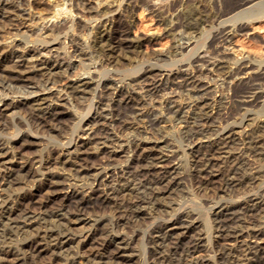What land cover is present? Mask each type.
Instances as JSON below:
<instances>
[{"label": "bare ground", "instance_id": "6f19581e", "mask_svg": "<svg viewBox=\"0 0 264 264\" xmlns=\"http://www.w3.org/2000/svg\"><path fill=\"white\" fill-rule=\"evenodd\" d=\"M7 2V0H5ZM28 1V0H27ZM35 4V8L34 6V11L36 9V17H34V21L37 20H41L42 16L39 12H42L43 9V3L40 0H32ZM76 1V0H73ZM86 1V0H85ZM80 2L78 3V5L80 6L81 10L85 12L86 14V19H87V26L85 25L82 29V31H84V35H85V42H86V46L88 49V52L83 53L86 56H89L90 60L92 61V66H93V72L91 71V69H87V68H82V74H71L73 71V67H72V62L69 61L70 57L67 58V56H63L61 54V52L59 51V47L57 45H53V46H49L47 48H45V50L40 49L38 47H36L35 45H33V48L30 47V50H24L25 48H23L24 42L20 41L16 47L17 50L22 49L21 53H17V52H9V53H3L0 54V73L3 72L2 68L3 66H5V64L9 63V62H14L15 63V67H19L20 70V65L24 62H28L29 59H32L33 61H35V65L33 64V67H37L40 66L42 67V74L44 76H50L49 79H51L52 82L55 83L54 91L50 92L48 94H41L39 95V92H35V93H31V94H19L14 92L10 87V85H8V83L3 82V79L0 76V140L4 139L5 137H12L14 135H16V133H19L21 131L20 128H22L23 126L26 128H28L29 126L31 127V130L33 133L36 134H46V136H48L49 134L51 136L54 135V133H59L62 130L61 127V123L62 120L65 117V112L64 109L62 111V107H69L70 109H72L74 111V113L72 114V120L78 118L76 116H81L78 113V108L79 107V103H82L81 100H83L84 98H86L87 96H89L95 89H97V87L100 84V77L103 73L106 72V70H110L111 68L114 67H118L117 65L119 63H121L123 60V58L127 59H131L132 57H139V56H145L144 51H142L141 49H143L142 47L144 46V44H155V39L152 40H147L144 39L141 36H131V31L133 26V15H135V11L136 9L140 6V5H148L151 0H95V2ZM160 1V0H159ZM4 2V1H3ZM9 2V0H8ZM22 2V0H21ZM25 2V1H24ZM59 2V1H58ZM71 2V1H69ZM77 2V1H76ZM79 2V1H78ZM154 2L156 3V0H154ZM162 2V1H160ZM5 3V2H4ZM3 3V4H4ZM20 3V1H19ZM18 3V4H19ZM57 3V2H56ZM61 3V1H60ZM68 1L67 0H63L62 5L57 4L56 7L52 10V12L48 13V11H46L47 14V18L49 17L50 20H54L55 21H60L61 18H63V20H66V18H73V11L71 10V8H69L70 6L67 5ZM74 4V2H72ZM153 4V2H151ZM158 3V1H157ZM151 5V4H150ZM154 5V4H153ZM161 5V12L162 10L165 12L164 15V23L166 22L167 24L165 26L168 27L167 31L169 32V35L173 36L174 38H176L177 40V46L176 43L174 45V47L176 46L175 50H174V56L177 55H181L183 56V54H186L185 52L190 50V47L194 44L195 42V30L194 32L192 31L193 29H195L196 27H203V26H209L210 28L216 25H221L224 23H231L232 24V28H230L231 30H227V31H221L220 34H218L217 36L215 35V37L213 38V40L211 39V43H210V50L208 49L207 51L210 52V58H200L198 59L197 62L200 63L198 69L196 68V72H191L189 73V71L184 70L181 71L179 73H177L176 75H174L172 77V79L169 81V77L164 75L163 73H161L160 71L157 70V72L155 73H151L148 72V74L145 75L144 72V76L145 77V84L143 86L142 89V94L141 95H137L135 92H130L125 88H123L122 86H116L114 85L112 82H108L106 83V85L104 86L105 92L104 96H100L97 97L99 99V101L95 104V114L94 116L89 119V121L87 123H85L82 127H80L78 129V135H85L87 137V141H82V142H75L73 145H70V147L68 149H66L65 154H60L57 158H54V160H49L50 162L48 164H50V166L53 165H61L62 170H66L68 171L66 168H69L70 172H72L71 174H73V176L75 175L78 179L81 180H85L88 182V186H89V199H86L84 195H81V193L84 191L82 190L81 193H79L75 188L72 189L70 187H67V189H61L60 188V192H56L53 191L54 194L48 198V202H42L40 203V209L44 210L48 215L52 216L53 218H55V222H57L58 220H64L63 216L65 214H61L60 211L63 212L62 210H56L57 211V215H55V211L54 209H52L53 211H51L50 208L54 207H50L48 206V204L50 202H53L56 200V198L60 197V195L62 194V200L64 199L63 196L65 197V199L70 203L74 202L76 204V211H77V215L74 216L75 220L73 221H66L67 224L70 226V228L68 229H72V224L75 225L77 222H79V218H83L80 217L79 214L83 213L84 210L88 209L89 206L91 208H95V207H105L108 204L110 205L112 202L110 201H114L118 206H116L115 208H121V205H119V203L117 202L118 197L122 196L121 199H125L123 197L127 196H132L133 193H135L136 191L139 192V190H143L144 194L146 193L145 199L141 200L138 202L137 205L141 206L145 204H154L156 202L160 203V200L166 196L167 194H170L172 191H174V189H176V187L178 186V170L179 169V164L174 163L173 161L170 160L171 157H166L165 154L168 153L166 152L164 155L158 150L157 148V143L152 142L154 145H152L150 143V138H145V140L143 142L137 143V142H132V141H128L126 143L125 146L120 148V151H115V150H107L106 149H98L99 145H102L103 143H107L108 141H110L113 136H112V131L113 129H116V132L123 134V133H131L135 131V125L138 121L136 120H146V131H150L152 133H157L160 131L159 129V125L162 124V122L165 121H172V120H179L181 122V120H189L190 118L192 119V116L190 117L191 112H194L192 115L196 114L197 117L196 121H200V122H204L207 124H213V123H218L221 125H224L223 128L217 129V131L215 130V132H208L210 133L209 136H204L203 139H207V142H199L200 145L202 146L207 144L206 146V150H204L205 152L203 153V151L200 152L199 155H195L193 156V160L191 161V166H193L196 172V177L199 178L197 180H200L201 183L199 184H204V185H211L213 183H217L219 185L217 190V194H221V195H226L227 193H229V189L232 188L234 186V188L237 186V182L236 180L239 178H237L235 180V176L236 173L239 169H241L242 166H244V157L241 154H234L231 153L230 147H232V145L241 142V144L245 147V150L252 155L253 157L261 158L264 157V128L261 126H259L257 129H251L250 131L244 130V128L247 126L246 124L249 122L254 121L255 119H248L246 117V113L247 111H249L250 107H256L257 104L260 102V99L264 96L263 95V90L260 91L258 90V86L255 85V83L253 82L254 79H259V80H264V61L261 60V62H258L254 60V62H250L248 56L242 57L241 59H234L230 57L229 52H227V49H229V47L234 44V42L232 43L231 37L234 36V34L236 35V33L238 32H242V31H248L250 30L249 27L254 26V23L258 22H262L264 21V0H165L163 1ZM32 6V5H31ZM149 6V5H148ZM156 6V5H155ZM163 6V7H162ZM32 7V8H33ZM74 7V6H73ZM72 7V9H73ZM146 8V7H144ZM153 7L151 6V9ZM160 8V7H159ZM47 9V8H46ZM148 9V8H147ZM51 10V9H50ZM149 10V9H148ZM156 10V9H155ZM151 11V10H150ZM158 10H156L157 12ZM160 11V9H159ZM154 11H152L153 13ZM35 13V12H34ZM33 13V16H34ZM155 14V13H154ZM167 14V16L165 17V15ZM160 16L161 13L157 14ZM32 16V19H33ZM44 16V14H43ZM3 18V16H2ZM6 18V16H5ZM9 18V17H8ZM46 18V15H45ZM159 18V16H158ZM31 19V20H32ZM4 20V19H3ZM8 19H5L4 21H6ZM13 21V20H12ZM163 22V21H162ZM12 23V22H10ZM9 23V24H10ZM32 23V22H31ZM13 24V23H12ZM54 23L46 26L45 28L39 27L38 29L40 31L45 30V35L47 36H54L56 37L58 35L59 31V26L57 24L53 25ZM62 24V23H61ZM64 24V23H63ZM66 24V23H65ZM77 24V22H76ZM80 24V23H79ZM8 25V24H7ZM44 25V24H43ZM47 25V24H46ZM68 25V24H66ZM83 25V24H82ZM256 25V24H255ZM11 26V24L9 25ZM14 26V24H13ZM231 26V25H230ZM44 27V26H43ZM80 27V25L78 26ZM222 27V26H221ZM221 27H219V29H221ZM63 28V26H62ZM77 28V27H76ZM81 28V27H80ZM180 28H183V30H187L190 31L188 33H186L185 31H180V32H176L175 31L177 29L180 30ZM217 28V27H215ZM252 28V27H251ZM68 29V28H67ZM199 30V28H197ZM206 29V28H205ZM228 29V28H227ZM17 30V29H16ZM223 30V29H222ZM35 31V30H34ZM178 31V30H177ZM220 31V30H219ZM17 32V31H16ZM20 32V31H19ZM18 32V33H19ZM39 32V31H38ZM167 32V34H168ZM198 32V31H197ZM62 33V32H61ZM83 33V32H82ZM214 33V32H213ZM16 34V33H15ZM194 34V35H193ZM200 34V33H198ZM215 34V33H214ZM61 35V34H60ZM197 36V35H196ZM20 37V36H19ZM29 37V36H28ZM42 37V36H41ZM200 37V35H199ZM212 37V36H211ZM235 37V36H234ZM233 37V38H234ZM31 38V37H29ZM28 38V39H29ZM71 38V37H70ZM154 38V37H153ZM179 38V39H178ZM198 38V37H197ZM21 39V38H19ZM18 39V40H19ZM46 39V38H45ZM51 39V38H50ZM72 39V38H71ZM23 40V39H22ZM26 39H24L25 41ZM67 40H69L67 38ZM27 41V40H26ZM43 41V40H42ZM49 41V40H48ZM174 41V40H172ZM182 41V42H181ZM210 41V40H209ZM63 42V41H62ZM65 42V41H64ZM63 42V43H64ZM72 42V41H71ZM181 42V43H179ZM220 42L223 44L222 47H224L222 49V47H217L218 44L216 46H214L215 43ZM30 42H27V44ZM35 43V42H34ZM46 43L47 40H46ZM67 43V42H66ZM77 43V42H76ZM81 43V42H80ZM174 43V42H173ZM232 43V44H231ZM16 44V43H15ZM37 44V43H36ZM45 44V43H44ZM153 44V45H154ZM207 44V43H206ZM81 45V44H80ZM84 45V44H83ZM207 46V45H206ZM232 47V46H231ZM230 47V48H231ZM11 48V47H10ZM15 48V47H14ZM78 48V47H77ZM198 48V47H197ZM207 48V47H206ZM6 50V49H5ZM14 50V49H13ZM76 50V49H75ZM74 50V51H75ZM205 50V49H204ZM232 50V48H231ZM12 51V50H11ZM83 51V50H82ZM81 51V52H82ZM206 51V50H205ZM8 52V51H7ZM53 52V53H52ZM80 52V53H81ZM197 52V51H196ZM51 53L53 55H51ZM65 53V51H64ZM78 53V54H77ZM77 53H73L74 57L76 58V55L79 56V49L77 50ZM208 53V52H207ZM68 54V53H67ZM147 54V53H145ZM172 54V52H171ZM235 54V53H234ZM242 54V53H240ZM48 55H51L50 58H47ZM157 55V54H156ZM249 55V54H248ZM71 56V55H70ZM84 56V55H83ZM150 56V55H149ZM155 56V55H154ZM167 56V55H166ZM173 56V54L171 55ZM197 56V55H196ZM202 56V55H201ZM205 56V55H204ZM203 56V57H204ZM207 56V54H206ZM234 56V55H233ZM250 56V55H249ZM72 57V58H74ZM146 57V56H145ZM152 57V56H150ZM157 56H155L154 58H156ZM160 57H165L160 55ZM253 57V56H252ZM251 57V58H252ZM79 58V57H78ZM158 58V57H157ZM156 58V59H157ZM173 58V57H172ZM198 58V57H197ZM256 58V57H255ZM259 58V57H258ZM85 59V58H84ZM144 59V58H143ZM146 59V58H145ZM151 59V58H150ZM149 59V60H150ZM163 59V58H162ZM181 59V58H180ZM196 59V58H195ZM262 59V58H261ZM122 60V61H121ZM135 60V58L133 59ZM141 61V59H139ZM147 60V59H146ZM172 60V59H171ZM174 60V59H173ZM121 61V62H120ZM132 61V60H130ZM144 61V60H143ZM148 61V60H147ZM154 61V60H153ZM152 61V62H153ZM162 61V60H160ZM165 61V60H164ZM196 61V60H195ZM90 62V61H89ZM125 62V61H124ZM151 62V61H150ZM156 62V61H155ZM159 62V61H158ZM157 62V63H158ZM196 62V63H197ZM130 63V62H129ZM162 63V62H160ZM166 63V62H165ZM187 63V62H186ZM124 64V63H123ZM134 64V63H133ZM163 64V63H162ZM192 64H194L192 62ZM190 64V65H192ZM9 65V64H8ZM24 65V64H23ZM152 66L154 65L153 63L151 64ZM158 65V64H157ZM169 63H168V67H169ZM195 65V64H194ZM74 66V64H73ZM121 66V65H120ZM124 66V65H123ZM127 66V65H125ZM149 66V65H148ZM147 66V67H148ZM159 66V65H158ZM163 66V65H162ZM166 66V65H165ZM185 66V65H184ZM193 66V65H192ZM2 67V68H1ZM10 67V65H9ZM12 67V66H11ZM22 67V66H21ZM31 67V66H30ZM156 67V66H155ZM154 67V69H155ZM180 67V66H179ZM188 67V66H187ZM191 67V66H189ZM194 67V66H193ZM6 68H8L6 66ZM4 68V69H6ZM23 68V67H22ZM77 68V67H76ZM122 68V66H121ZM124 68V67H123ZM151 68V67H150ZM192 68V67H191ZM25 69V68H24ZM23 69V71H25ZM118 69V68H117ZM120 69V68H119ZM145 69V67H144ZM153 69V67H152ZM185 69V68H184ZM193 69V68H192ZM12 70L14 71L13 67ZM30 70V69H29ZM123 70V69H122ZM146 70V69H145ZM179 70V69H178ZM7 71V70H6ZM5 71V72H6ZM22 74H19V77L17 78V80H24V82L28 81L31 78V71H26ZM53 71H55L53 73ZM118 71V70H117ZM151 71V70H150ZM154 71V70H153ZM194 71V70H193ZM77 72V70H76ZM14 73V72H13ZM21 73V72H19ZM167 73V72H166ZM9 74V73H8ZM37 74V73H36ZM35 74V75H36ZM57 74V75H56ZM59 74V75H58ZM1 75V74H0ZM11 75V74H10ZM16 75V74H15ZM41 75V74H40ZM38 75V76H40ZM63 75L64 80H61L60 76ZM171 75V74H170ZM202 75L208 76V75H213L214 77L216 76L218 79H220L219 81L221 82V88L226 90V92H229V103L226 101V99H224L223 97L218 98H210L209 97V90L211 89V85L208 83L203 82L200 77ZM3 76V75H2ZM14 76V74H13ZM11 76V77H13ZM115 76V75H113ZM42 77V76H41ZM111 77V76H110ZM109 77V79H110ZM211 77V76H210ZM6 78V76H5ZM4 78V79H5ZM10 78V76H9ZM8 78V79H9ZM38 78V77H37ZM108 78V77H107ZM130 78V77H129ZM206 78V77H205ZM209 78V77H208ZM35 79V78H34ZM46 79V78H45ZM106 79V78H105ZM212 79V78H211ZM7 80V78H6ZM12 80V79H11ZM9 79V81H11ZM15 80V79H14ZM26 80V81H25ZM115 80V79H114ZM118 80V78H117ZM137 80V79H136ZM210 80V78H209ZM208 80V81H209ZM215 80V79H214ZM258 80V81H259ZM31 81V80H30ZM33 81V80H32ZM31 81V82H32ZM211 81V80H210ZM209 81V82H210ZM257 81V82H258ZM17 82V81H16ZM125 82V80H124ZM133 82V81H132ZM262 81H260V82ZM58 83V85H57ZM116 83V82H115ZM120 82H118L119 84ZM135 83V82H134ZM132 83V84H134ZM138 83V80H137ZM142 83V82H141ZM103 84V82L101 83ZM136 84V83H135ZM134 84V85H135ZM128 87V86H127ZM133 87V86H131ZM169 87H171L172 92L171 94L173 95V92L175 89L179 90H186L188 92V94L191 96L190 98H196L195 100V104L194 105H190L187 104L186 107H183L182 105H178L175 100H173V96L171 97V99L167 100V101H159L157 100L156 104L157 107L159 106V108L161 109V112L159 114H154V112H146L143 113V107L144 105H147L146 100H145V96L147 95H152V94H156L160 91H163L164 89H168ZM220 87V86H219ZM47 88V87H46ZM52 88V87H51ZM103 88V85H102ZM261 88H264L261 86ZM14 89V88H13ZM43 89V88H42ZM48 89V88H47ZM45 89V90H47ZM99 90V89H98ZM133 90V88H132ZM135 90V89H134ZM219 90V89H218ZM223 90V91H224ZM102 91V90H101ZM137 91V90H136ZM140 91V89L138 90ZM137 91V92H138ZM43 92V91H42ZM169 92V93H170ZM176 92V91H175ZM185 92V91H183ZM22 93V92H20ZM100 93V92H99ZM162 93V92H160ZM166 93V91H165ZM164 93V94H165ZM168 93V94H169ZM178 93V92H176ZM179 93H181L179 91ZM186 93V92H185ZM209 93V94H208ZM221 93V92H220ZM38 94V95H36ZM182 94V93H181ZM222 94V93H221ZM220 94V95H221ZM35 95V96H34ZM95 95V94H94ZM102 95V93H101ZM143 95V96H142ZM150 95V98H151ZM161 96L163 94H160ZM185 95V94H184ZM208 95V96H207ZM212 95V92L211 94ZM223 95V94H222ZM225 95V92H224ZM11 96V97H9ZM158 96V95H157ZM183 96V94H182ZM95 97V96H94ZM107 98L106 103H104L105 99L103 98ZM186 98V97H185ZM87 99V98H86ZM96 99V98H95ZM149 99V98H148ZM147 99V100H148ZM153 99V98H152ZM176 99V98H175ZM184 99V98H183ZM186 100V99H185ZM183 100V101H185ZM93 101V100H92ZM96 101V100H95ZM156 101V100H154ZM153 101V104H154ZM178 101V99H177ZM263 101V100H262ZM261 101V102H262ZM264 102V101H263ZM260 104V103H259ZM86 105V104H85ZM93 106V105H92ZM149 106V102L148 105ZM146 106V107H147ZM91 107V106H90ZM155 107V106H154ZM217 107V108H216ZM84 108V107H83ZM217 109L216 112H214V109ZM82 109V108H81ZM152 109V108H151ZM225 110L222 113V110ZM80 110V107H79ZM199 113H198V111ZM156 111V110H155ZM197 113H196V112ZM89 113V112H88ZM70 114V113H69ZM71 115V114H70ZM108 116L111 117V121L109 122H104L108 120ZM195 117V116H193ZM237 117H240V119H238ZM255 117V116H254ZM68 118V117H67ZM71 119V118H70ZM70 119L68 121H70ZM193 120V121H194ZM81 121V120H80ZM136 121V123L134 122ZM191 121V120H190ZM72 122V121H71ZM84 122V121H83ZM230 122H233L234 124H237L236 126H232L233 124L230 125ZM142 123V122H141ZM140 123V124H141ZM144 123V122H143ZM177 123V122H176ZM184 123V122H182ZM192 123V122H191ZM203 123V124H204ZM255 123V122H254ZM258 123V122H257ZM260 123V121H259ZM66 124V123H64ZM73 124V123H72ZM76 124V123H75ZM82 124V123H81ZM172 124V123H171ZM170 124V125H171ZM252 124V123H251ZM68 125V124H66ZM80 125V124H79ZM139 125V124H138ZM163 125V124H162ZM187 125V124H186ZM196 125V124H195ZM246 125V126H245ZM255 125V124H254ZM69 126V125H68ZM142 126V124H141ZM140 126V127H141ZM174 126V124H173ZM191 126V125H190ZM194 126V125H193ZM210 126V125H209ZM215 126V125H214ZM66 127V126H65ZM72 127V126H71ZM163 127V126H162ZM257 127V125H256ZM78 128V126H77ZM144 128V127H143ZM188 128V126H187ZM196 128V127H195ZM202 128V127H201ZM217 128V127H214ZM248 128V127H247ZM251 128V127H250ZM68 129V127H67ZM66 129V130H67ZM142 129V128H141ZM165 129V127H164ZM170 129V128H169ZM168 129V131H169ZM190 129V128H189ZM74 130V129H73ZM139 130V129H138ZM143 130V129H142ZM192 130V128H191ZM204 130V129H203ZM211 130V129H210ZM64 131V129L62 130ZM69 131V130H68ZM67 131V132H68ZM77 131V130H76ZM164 131V130H163ZM31 132V133H32ZM181 132V131H180ZM179 132V133H180ZM188 132V131H187ZM196 132V131H195ZM204 131H202L203 133ZM25 133V132H24ZM189 133V132H188ZM200 133V132H199ZM196 133V134H199ZM213 133V134H212ZM48 134V135H47ZM53 134V135H52ZM75 134V132H74ZM123 134V135H125ZM133 134V133H132ZM148 134V133H146ZM185 136L187 133H184ZM192 134V133H191ZM191 134L189 133V136H191ZM195 134V135H196ZM201 134V133H200ZM199 134V135H200ZM216 134V135H215ZM33 135V134H32ZM62 135V134H60ZM67 135V134H65ZM72 135V134H71ZM138 135V133H137ZM150 135V134H149ZM155 135V134H154ZM188 135V134H187ZM205 135V134H203ZM26 136V135H23ZM21 138H24V137ZM45 136V135H44ZM55 136V135H54ZM64 136V135H63ZM84 136V137H85ZM139 136V135H138ZM137 136V137H138ZM183 136V135H182ZM194 136V135H192ZM17 137V136H16ZM39 137V135H38ZM41 137V136H40ZM57 137V136H56ZM59 137V136H58ZM75 137V136H74ZM73 137V138H74ZM161 137V135H160ZM20 138V137H19ZM67 138V137H66ZM83 138V137H82ZM79 138V139H82ZM142 138V137H141ZM171 138V137H170ZM169 138V139H170ZM183 138V137H181ZM187 138V137H186ZM189 138V137H188ZM195 138V137H194ZM6 139V138H5ZM11 139V138H10ZM59 139V138H57ZM72 139V137H71ZM76 139V138H75ZM132 139V138H131ZM158 139V138H157ZM19 140V139H18ZM33 140V139H32ZM74 140V139H72ZM86 140V139H85ZM178 140V138L176 139ZM184 140V139H182ZM189 140V139H188ZM191 140V139H190ZM189 140V141H190ZM197 140L198 137H197ZM201 140V139H200ZM6 141V140H5ZM25 142L27 141L26 139L24 140ZM69 141V140H67ZM112 141V140H111ZM164 141V140H163ZM174 141V140H173ZM196 141V140H195ZM8 142V141H7ZM13 142V141H12ZM15 142V141H14ZM23 142V141H22ZM125 142V141H124ZM168 142V140L166 141ZM19 143V142H18ZM114 143V142H113ZM112 143V144H113ZM171 142L169 141V144ZM173 143V142H172ZM188 143V142H186ZM185 143V144H186ZM198 143V142H195ZM9 144V142L7 143V145ZM23 144V143H22ZM34 145V143H32ZM37 143H35L36 145ZM67 144V143H66ZM119 144V143H117ZM123 144V143H122ZM164 144V143H163ZM175 144V143H174ZM183 144V143H182ZM191 144H193V142H191ZM6 144L1 143L0 141V162H4L5 157L10 158L11 160H15L17 158V156H21L20 154H22V152H25V146L31 145H25V146H21L20 148H17V152L12 151L9 152L12 148L9 147V145L7 146ZM11 145V144H10ZM20 145V144H19ZM64 145V144H63ZM15 146V145H14ZM38 146V145H37ZM92 146L93 148L96 150V154L90 153V150H92ZM112 146V145H111ZM160 146V145H159ZM164 146V145H163ZM162 146V148H163ZM185 146V145H184ZM183 146V147H184ZM197 146V147H199ZM239 146V145H238ZM68 147V146H67ZM166 147V146H165ZM189 147V146H188ZM60 148V147H59ZM104 148V147H103ZM168 148V147H167ZM171 148V147H170ZM173 148V147H172ZM178 148V147H177ZM236 147H232V149ZM239 148V147H238ZM243 148V147H242ZM161 149V147L159 148ZM164 149V148H163ZM162 149V151H163ZM180 149V148H178ZM198 149V148H197ZM234 149V150H235ZM15 150V149H14ZM27 150V149H26ZM30 150V149H29ZM55 150V149H54ZM54 150H52L54 153ZM57 150V149H56ZM166 149H164L165 151ZM169 150V149H168ZM172 150V149H171ZM170 150V151H171ZM176 150V149H174ZM242 150V149H241ZM59 151V150H57ZM177 151V150H176ZM180 151V150H179ZM244 151V150H243ZM29 151H27L26 154ZM92 152V151H91ZM194 152V151H193ZM197 152V151H196ZM199 152V151H198ZM50 153V152H49ZM164 153V152H163ZM172 153V152H171ZM178 153V152H177ZM187 153V152H186ZM184 153V154H186ZM241 153V152H240ZM243 153V152H242ZM246 153V152H245ZM244 153V154H245ZM48 154V153H47ZM46 154V155H47ZM59 154V153H58ZM190 154V153H189ZM198 154V153H197ZM247 154V153H246ZM23 155V154H22ZM52 155V154H50ZM49 155V156H50ZM56 155V154H55ZM176 155V154H175ZM179 155H182L181 153ZM42 156V155H39ZM45 156V155H43ZM63 156V157H61ZM93 156H103L100 157L99 159L101 160L100 164L98 166H101L102 170H108L110 169L111 172H108L105 175L104 178V174H102V170L95 168V165H93L92 163V158H94ZM185 156V155H184ZM191 156V155H190ZM246 156V155H245ZM24 157V156H23ZM26 157V156H25ZM29 157V156H28ZM46 157V156H45ZM54 157V156H52ZM179 157H183V156H179ZM187 157V156H186ZM248 157V156H247ZM49 158V157H48ZM48 158H46L48 160ZM51 158V156H50ZM177 158V156H176ZM249 158V157H248ZM251 158V157H250ZM20 159V158H19ZM23 159V158H22ZM40 159V158H38ZM44 159V158H43ZM175 159V158H174ZM184 159V158H182ZM186 159V158H185ZM191 159V158H190ZM252 159V158H251ZM10 160V161H11ZM26 160V158H25ZM33 160V158H32ZM31 160V162H32ZM122 161V163L124 164L123 166H121L120 169H113L114 168V163L117 161ZM181 160V159H180ZM189 161V159H187ZM256 162V159H254ZM260 160V159H258ZM18 161V160H17ZM21 161V159H20ZM28 161V160H27ZM186 161V160H185ZM262 161V160H261ZM260 161V163H261ZM25 161H22V163ZM181 162V161H180ZM249 162V161H248ZM258 162V161H257ZM19 163V162H18ZM17 163V164H18ZM119 163V162H117ZM182 163H186L182 160ZM21 164V163H19ZM29 164V163H28ZM33 164V163H31ZM47 164V166H48ZM116 164V163H115ZM248 164V163H247ZM250 164V163H249ZM2 165V163H1ZM13 165V164H12ZM16 165V164H15ZM45 165V164H44ZM43 165V166H44ZM4 166V165H3ZM249 166V165H248ZM253 166V163H252ZM260 166L259 164L257 165V167ZM31 166L27 167V165L24 163L20 166L17 167V169L15 171H12L10 173V178L14 175H17L15 178L19 177V175L22 176V179L19 178L20 180H17V182L15 181V183L19 186V184H27V182L33 183L36 182L38 180V172L34 171V169L30 168ZM37 167V166H36ZM56 167V166H55ZM184 167V165H183ZM246 167V166H245ZM3 168V167H2ZM5 168V167H4ZM9 168H11L9 166ZM14 168V167H13ZM43 168V167H40ZM47 168V167H46ZM54 168V166H53ZM182 168V167H181ZM189 168H191L189 166ZM189 168L186 167V169L188 170ZM249 168V167H247ZM48 169V168H47ZM55 169V168H54ZM58 169V167H57ZM246 169V168H245ZM4 170V169H1ZM7 170V169H6ZM12 170V169H11ZM36 170V168H35ZM38 170V169H37ZM53 170V169H51ZM60 170V169H58ZM183 170V169H182ZM242 170V169H241ZM257 170V169H256ZM259 170V169H258ZM48 171V170H47ZM61 171V170H60ZM247 171L246 170H243ZM249 171V170H248ZM42 172V169H41ZM44 172V171H43ZM46 172V171H45ZM49 172V171H48ZM47 172V174H48ZM178 172V173H177ZM240 172V171H239ZM242 172V173H243ZM251 172V171H250ZM260 172V171H259ZM2 173L4 174V172L2 171ZM51 173V172H50ZM182 173V172H181ZM180 173V174H181ZM188 173V172H187ZM8 174V172H7ZM12 174V175H11ZM186 174V173H185ZM190 174V173H188ZM193 174V173H192ZM249 174V173H248ZM259 174V173H258ZM202 175L204 177H202ZM1 176V175H0ZM4 176V175H3ZM9 175H7V178ZM53 176V175H52ZM180 176V175H179ZM183 176V175H182ZM239 176V175H238ZM241 176V175H240ZM246 176V173H245ZM257 176V175H256ZM260 176V174H259ZM5 177V176H4ZM46 177V176H44ZM61 177V176H60ZM75 177V178H76ZM185 177V176H184ZM191 177V174H190ZM242 177H244L242 175ZM247 177V176H246ZM255 177V176H254ZM253 177V178H254ZM1 178V177H0ZM6 178V177H5ZM13 178V179H15ZM58 178V177H57ZM56 178V179H57ZM64 178V177H63ZM203 180H201V179ZM248 178V177H247ZM244 178V179H247ZM251 178V177H250ZM259 178V177H258ZM257 178V179H258ZM261 178V177H260ZM67 179V178H66ZM65 179V180H66ZM71 179V178H70ZM74 179V178H73ZM183 179V178H181ZM7 180V179H6ZM48 180V179H47ZM76 180V179H75ZM249 180V179H248ZM4 181V179H3ZM8 181V180H7ZM10 181V180H9ZM14 181V180H13ZM13 181H10V185L13 184ZM39 181V180H38ZM45 181V180H44ZM56 181V180H55ZM55 181H51L49 183L45 182L46 184L44 185L43 183H41L42 181H40V183L42 185L47 186L48 188H52V187H61V184ZM61 181V180H60ZM63 181V179H62ZM61 181V183H62ZM184 181V180H183ZM196 181V180H195ZM240 181V180H239ZM238 181V182H239ZM242 181V180H241ZM251 181V180H250ZM249 181V182H250ZM255 181V180H254ZM260 181V180H259ZM256 181V182H259ZM64 182V181H63ZM66 182V181H65ZM64 182V183H65ZM84 182V181H83ZM182 182V181H181ZM180 182V183H181ZM197 182V181H196ZM199 182V181H198ZM243 182V181H242ZM248 182V181H247ZM245 182V183H247ZM72 183V182H69ZM195 183V182H194ZM251 183V182H250ZM9 184V183H8ZM7 184L8 188L9 185ZM24 184V186H25ZM29 184V183H28ZM78 184V183H77ZM82 184V183H81ZM85 184V182H84ZM182 184V183H181ZM239 184V183H238ZM241 184V183H240ZM239 184V185H240ZM243 184V183H242ZM253 185V188L255 187V184L251 183ZM260 184V183H258ZM4 185V184H3ZM15 185V184H14ZM13 185V186H14ZM32 185V184H31ZM37 185V184H36ZM35 185V186H36ZM40 185V184H39ZM39 185H37L39 187ZM80 185V184H79ZM198 185V184H197ZM196 185V186H197ZM238 185V186H239ZM249 185V184H248ZM251 185V186H252ZM5 186V185H4ZM12 186V185H11ZM12 186V188H13ZM36 186V187H37ZM41 186V185H40ZM105 187V190H103L102 187ZM182 186V185H181ZM212 186V185H211ZM216 186V184L214 185ZM245 186V185H244ZM258 186V185H257ZM3 187V186H2ZM1 187V188H2ZM17 187V186H16ZM42 187V186H41ZM209 187V186H208ZM6 188V187H5ZM33 188V187H32ZM77 188V187H76ZM196 188V187H195ZM200 188V187H199ZM207 188V187H205ZM252 188V189H253ZM16 191L17 189L14 188ZM19 189H23L19 188ZM45 189V188H44ZM54 189V188H53ZM58 189V188H57ZM198 189V187L196 188ZM195 189V191H196ZM201 189V188H200ZM199 189V190H200ZM233 189V188H232ZM249 189V188H248ZM4 190V189H3ZM25 190V189H24ZM27 190V189H26ZM25 190V191H26ZM198 190V191H199ZM210 190V189H209ZM214 190V189H213ZM212 190V191H213ZM9 191V190H7ZM30 191V190H29ZM27 192L30 193V192ZM58 191V190H57ZM180 191V190H179ZM193 191V190H192ZM237 191V190H236ZM244 191V190H243ZM264 191V190H263ZM13 192V191H12ZM20 192V191H19ZM44 192V191H43ZM52 191L50 193H53ZM177 192V191H176ZM190 192V191H188ZM202 192V191H201ZM216 192V191H215ZM235 192V191H234ZM233 192V193H234ZM46 193V192H45ZM49 193V194H50ZM84 193V192H83ZM140 193V192H139ZM191 193V192H190ZM189 193V194H190ZM199 193V192H198ZM243 193V192H242ZM41 194V192L39 193ZM175 194V193H174ZM177 194V193H176ZM216 194V195H217ZM259 194V193H258ZM263 194V193H262ZM43 195V194H42ZM141 195V194H139ZM192 195V194H191ZM23 196V195H22ZM27 196V195H26ZM33 195H30V197ZM41 196V195H40ZM168 196V195H167ZM166 196V197H167ZM215 197V195H212ZM230 196V195H229ZM235 196V195H233ZM245 196V195H244ZM259 196V195H258ZM257 196V197H258ZM262 196V195H261ZM15 197V196H14ZM13 197V198H14ZM21 197V196H20ZM24 197V196H23ZM46 197V196H44ZM88 197V196H87ZM222 197V196H221ZM220 197V198H221ZM224 197V196H223ZM236 197V196H235ZM251 197V196H250ZM249 197V198H250ZM255 198V199H251L248 203H246V206L244 207V209L249 213H247V216L249 217V221L250 223H252L254 225V223L258 222V220H264V199L260 198ZM11 198V196H10ZM9 198V199H10ZM32 198V197H31ZM34 198V197H33ZM36 198V197H35ZM41 198V197H39ZM129 198V197H128ZM127 198V199H128ZM144 198V197H143ZM170 198V196H169ZM219 198V199H220ZM227 199V197H225ZM253 198V197H252ZM26 199V198H25ZM46 199V198H45ZM120 199V198H119ZM118 199V201H119ZM164 199V198H163ZM162 199V200H163ZM168 199V197L166 198ZM164 199V200H166ZM200 199V198H199ZM224 199V198H223ZM38 200V199H37ZM35 200V202L37 201ZM41 200H43L41 198ZM61 200V199H60ZM133 199H131V202ZM163 200V201H164ZM169 200V199H168ZM167 202L169 203L170 201ZM242 200V199H241ZM249 200V199H248ZM5 201V200H4ZM13 201V200H12ZM23 201V200H22ZM44 201V200H43ZM46 201V200H45ZM129 201V200H128ZM135 201V199H134ZM222 201V200H221ZM225 201V200H224ZM231 201V200H230ZM244 201V200H243ZM32 202V201H31ZM38 202V201H37ZM40 202V201H39ZM58 202V201H57ZM113 202V203H114ZM137 202V201H136ZM212 202V201H211ZM3 203V202H2ZM1 203V205H2ZM9 203V202H8ZM20 203V202H18ZM125 203V202H124ZM127 203V202H126ZM129 203V202H128ZM236 203V202H235ZM233 203V204H235ZM12 204V203H10ZM26 204V203H25ZM28 204V203H27ZM30 204V203H29ZM54 204V202H53ZM58 204V203H57ZM123 204V203H122ZM158 204V203H157ZM162 204V203H161ZM160 204V205H161ZM164 204V203H163ZM166 204V203H165ZM174 204V203H173ZM176 204V203H175ZM211 204V203H210ZM231 204V203H230ZM230 204L228 206H230ZM245 204V203H244ZM6 205V204H5ZM4 205V206H5ZM22 205V204H21ZM130 205V204H128ZM136 205V204H135ZM155 205V204H154ZM159 205V206H160ZM168 205V204H167ZM170 205V204H169ZM172 205V204H171ZM178 205V204H177ZM213 205V204H212ZM215 205V204H214ZM217 205V204H216ZM8 206V205H7ZM17 206V205H16ZM19 206V205H18ZM26 206V205H23ZM69 206V205H68ZM114 206V205H113ZM112 206V208H113ZM132 206V205H131ZM152 206V205H151ZM175 206V205H174ZM224 206V205H223ZM3 207V206H2ZM21 207V206H20ZM33 207V206H32ZM35 207V206H34ZM33 207V209H34ZM48 207H50L48 210ZM71 207V206H70ZM127 207V205H126ZM133 207V206H132ZM137 207V206H136ZM155 207V206H154ZM158 207V206H157ZM163 207V206H162ZM173 207V206H172ZM171 207V208H172ZM209 207V206H208ZM227 207V205H226ZM225 207V208H226ZM235 207V206H234ZM240 207V206H239ZM8 208V207H7ZM19 208V207H18ZM22 208V207H21ZM27 208V207H26ZM55 208V207H54ZM58 208V207H57ZM61 208V207H59ZM106 208V207H105ZM109 208V207H108ZM128 208V207H127ZM134 208V207H133ZM148 208V207H147ZM159 208V207H158ZM164 208V207H163ZM176 208V206L174 207ZM215 208V207H214ZM217 208V207H216ZM215 208V209H216ZM243 208V207H242ZM12 209V208H11ZM17 209V208H16ZM29 209V208H28ZM32 209V211H33ZM37 209V207H36ZM99 209V208H98ZM116 209V210H118ZM124 209V207H123ZM126 209V208H125ZM132 209V208H131ZM135 209V208H134ZM134 209L133 212L135 211ZM137 209V208H136ZM139 209V208H138ZM143 209L145 210V208L143 207ZM212 209V208H211ZM239 209V208H238ZM2 210V209H1ZM20 210V209H19ZM18 210V211H19ZM26 210V209H25ZM31 210V209H30ZM35 210V209H34ZM65 210V209H64ZM94 210V209H93ZM103 210H105L103 208ZM108 210V209H107ZM105 210V211H107ZM109 210L112 211V209L110 208ZM108 210V211H109ZM115 210V209H114ZM122 210V209H121ZM129 210V209H128ZM141 210V209H140ZM166 210V209H165ZM168 210V209H167ZM166 210V211H167ZM214 210V209H213ZM224 210V209H223ZM243 209H240V211ZM36 211V210H35ZM67 211V210H66ZM71 211V210H70ZM88 211V210H87ZM91 211V210H90ZM125 211V210H124ZM137 211V210H136ZM146 211V210H145ZM149 211V210H147ZM152 210H150L151 212ZM244 211V212H246ZM20 212V211H19ZM27 212V210L25 211ZM24 212V213H25ZM34 212V211H33ZM37 212V211H36ZM35 212V213H36ZM41 212V211H40ZM43 212V211H42ZM72 212V211H71ZM70 212V213H71ZM86 212V211H85ZM89 212V211H88ZM119 212V210H118ZM121 212V211H120ZM138 212V211H137ZM156 212H157V216L158 215V210L156 208ZM216 212V211H215ZM238 212V210H237ZM243 212V213H244ZM12 211H9V214H7L6 218L7 220H11V216H12ZM31 213V212H30ZM28 213V214H30ZM100 213V211H99ZM109 214V212H107ZM124 213V212H123ZM129 213L126 212V214ZM132 213V212H131ZM136 213V212H135ZM146 213V212H145ZM164 213H166L165 211H163V215H165ZM18 214V213H16ZM22 214L19 213V217H21L20 215ZM33 215V213H31ZM30 214V215H31ZM38 214V213H36ZM76 214V213H75ZM92 214V213H91ZM106 215V213H104ZM111 214V213H110ZM138 214V213H136ZM152 214V213H151ZM160 214V213H159ZM168 214V213H167ZM180 214V213H179ZM186 214V213H185ZM242 214V212L240 213V215ZM29 215V216H30ZM41 215V214H40ZM94 215V214H93ZM96 215H98V213H96ZM113 215V214H112ZM124 215V214H123ZM153 215V214H152ZM217 215L221 218L219 222H216L215 226L212 229L211 232V236H209L210 238V243H209V247L207 249H209L211 252V255L213 254V260H212V264H264V245H260L258 243L259 240H261L264 237V231L263 230H256V231H252L253 232V237L254 239H257L256 242L254 244H250L248 246V244H244V242H241L240 239L242 238V230L241 227L239 225L235 226L236 228L231 227L232 223L234 222V219H236V213L235 212H231V214H229V210H226L225 212L220 211L219 213H217ZM6 216V215H5ZM72 216V215H71ZM92 216V215H91ZM90 216V217H91ZM121 216V215H120ZM125 216V215H124ZM130 216V215H129ZM137 216V215H136ZM134 216V217H136ZM145 216V214L143 215ZM156 216V215H155ZM215 216V215H213ZM243 216V215H242ZM13 217V216H12ZM16 217V216H15ZM14 217V218H15ZM18 217V218H19ZM35 217V215H34ZM40 217V216H39ZM67 217V215H66ZM96 217V216H95ZM104 217V215H103ZM115 217V216H114ZM139 217V216H138ZM176 217V216H175ZM183 217V216H182ZM207 217V216H206ZM217 217V216H216ZM244 217L245 214H244ZM1 219L3 218L2 216L0 217ZM18 218L16 220H18ZM26 219V217H24ZM23 218V219H24ZM32 218V217H31ZM36 218V217H35ZM45 218V217H44ZM51 218V217H50ZM65 218V217H64ZM86 218V217H85ZM126 218V217H125ZM128 218V217H127ZM131 218V217H130ZM145 217H143L144 220ZM151 219H153L152 217H150ZM160 218H164V217H160ZM166 218V217H165ZM170 218V217H167ZM178 218V217H177ZM200 218V217H199ZM198 218V219H199ZM210 218V217H209ZM215 218V217H214ZM214 218L212 220H214ZM247 218V217H246ZM30 219V218H29ZM27 219V220H29ZM34 219V218H33ZM39 219V218H38ZM41 219V218H40ZM116 219V218H115ZM137 219H141L140 218H136ZM156 219V218H155ZM191 216L187 215L185 218L183 217L182 219H180L179 221L176 222H165V224H161L162 225V229H158L160 230L158 233L165 234V235H172L177 233L178 235V240H179V244H183L182 246L185 247L184 252L187 254L186 256L191 258V256L195 255L198 253V251H200V249H202L204 247V242L206 241V236L204 234V230L206 228H202L201 225H197L194 222L191 221ZM195 219V218H194ZM202 219L203 218L202 216ZM5 220V219H4ZM26 220V221H27ZM45 220V219H44ZM49 220V219H48ZM53 220V219H51ZM92 220H94L92 218ZM91 220V221H92ZM96 220V219H95ZM122 220V219H121ZM135 220V222H136ZM141 220V221H143ZM146 220V219H145ZM161 220V219H160ZM166 220V219H165ZM163 220V221H165ZM211 220V219H209ZM219 220V219H218ZM242 220V219H241ZM246 220V219H245ZM2 221V220H1ZM13 221V222H14ZM21 221V220H18ZM41 221V220H40ZM43 221V219H42ZM50 221V220H49ZM48 221V222H49ZM103 221V220H102ZM119 221V220H118ZM131 221V220H130ZM149 221V219H148ZM162 221V222H163ZM167 221V220H166ZM197 221V220H196ZM202 221V220H201ZM200 221V222H201ZM207 222V220H204ZM237 221V220H235ZM8 222V221H7ZM32 222V221H31ZM39 222V221H38ZM45 222V221H44ZM54 222V221H53ZM59 222V221H58ZM125 222H128L127 220H125ZM147 222V221H145ZM144 222V223H145ZM160 222V221H159ZM205 222V223H206ZM5 225V222H3ZM2 223V224H3ZM11 223V222H10ZM21 223V222H19ZM18 223V224H19ZM41 223V222H40ZM39 223V224H40ZM86 223V222H85ZM89 223V222H88ZM93 223V222H92ZM102 222H100L101 224ZM105 223H108L105 221ZM112 223V222H111ZM116 223V222H115ZM121 223V222H120ZM130 223V222H129ZM134 223V222H133ZM139 223V221H138ZM142 223V222H141ZM161 223V222H160ZM164 223V222H163ZM197 223V222H196ZM203 223V222H202ZM209 223V222H208ZM237 223V222H236ZM240 223V222H239ZM246 223V222H245ZM259 223V224H260ZM263 223V222H262ZM12 224V223H11ZM17 224V223H16ZM14 224V225H16ZM63 224V223H62ZM104 224V223H103ZM136 224V223H135ZM200 224V223H199ZM212 224V223H211ZM25 225V224H24ZM23 225V226H24ZM32 225V223H31ZM46 225V224H45ZM43 224L42 227L45 226ZM81 225V224H80ZM93 225V224H92ZM115 225V224H113ZM119 225V224H118ZM122 225V224H121ZM126 226V224H124ZM123 225V226H124ZM130 225V224H129ZM132 225V224H131ZM160 225V226H161ZM206 225V224H205ZM240 225H244L243 223H241ZM257 225V224H256ZM263 225V224H262ZM2 226V225H0ZM6 226V225H5ZM4 226V227H5ZM9 226V225H7ZM17 226V225H16ZM38 226V225H36ZM49 226V225H48ZM58 227V223L56 225ZM64 226V225H63ZM62 226V228H63ZM86 226V225H85ZM101 226V225H100ZM103 226V225H102ZM107 226V225H106ZM123 226L120 229V233L121 230H123ZM160 226L158 225V227L160 228ZM208 226V224L206 225ZM204 226V227H206ZM261 226V224L259 225ZM258 226V227H259ZM2 226V229L4 228ZM12 227V226H11ZM32 227V226H31ZM66 227V226H65ZM64 227V228H65ZM82 227V226H81ZM92 227V226H91ZM113 227V226H112ZM157 227V228H158ZM246 227V226H245ZM243 226V228H245ZM248 227V226H247ZM257 227V226H256ZM20 228V227H19ZM18 228V229H19ZM46 228V227H45ZM63 228V230H64ZM80 228V227H77ZM75 228V229H77ZM90 228V227H89ZM118 228V227H117ZM157 228L155 226V229L157 231ZM255 228V227H254ZM8 229V228H7ZM16 229V228H15ZM14 229V230H15ZM24 229V227L22 228ZM22 229H19V231ZM29 229V228H28ZM34 229V228H33ZM31 229V230H33ZM35 229H38L37 227ZM49 228H47L46 230H48ZM52 229V228H51ZM59 229V228H58ZM75 229H72L75 230ZM96 229V228H95ZM99 229V228H98ZM104 229V227L102 228ZM110 229V228H109ZM119 229V228H118ZM210 229V228H209ZM247 229V228H246ZM250 230L252 228H249ZM263 229V228H262ZM9 230V229H8ZM11 230V229H10ZM13 230V228H12ZM44 230V231H46ZM80 230V229H79ZM84 230V229H83ZM88 230V228H87ZM105 230V229H104ZM108 230V229H107ZM105 230V231H107ZM116 231V229H114ZM248 230V229H247ZM1 231V229H0ZM7 231V230H6ZM17 231L19 234L21 232ZM26 231V230H25ZM40 231V230H39ZM38 231V232H39ZM53 231V229H52ZM69 231V230H68ZM70 231V233L72 232ZM78 230L75 231V233ZM86 231V230H84ZM80 230V234L81 232H84ZM95 231V230H94ZM97 231V230H96ZM101 231V230H100ZM104 231V232H105ZM207 231V230H206ZM2 232V231H1ZM4 232V231H3ZM2 232V233H3ZM16 232V230H15ZM30 231L27 230V234ZM32 232V231H31ZM50 232V231H49ZM74 232V231H73ZM79 232V231H78ZM103 231H101L102 233ZM117 232V231H116ZM113 232V233H116ZM119 232V231H118ZM117 232V233H118ZM151 232V231H150ZM153 232V231H152ZM249 232V231H248ZM13 233V232H12ZM17 233V234H18ZM35 233V230L32 234ZM40 233V232H39ZM42 233V231H41ZM57 233V232H56ZM65 233V231H64ZM96 233V232H95ZM100 233V232H99ZM107 233V232H106ZM116 233V234H117ZM194 233H196V235H193ZM247 233V232H246ZM26 235V233H23ZM30 234V233H29ZM30 234V235H32ZM38 234V233H37ZM69 234V233H68ZM74 234V233H73ZM89 234V233H88ZM98 234V233H97ZM105 234V233H104ZM207 234V232H206ZM210 234V233H209ZM250 234V233H249ZM52 235V234H50ZM54 235V234H53ZM57 235V234H56ZM64 235V234H63ZM66 235V233H65ZM79 235V233H78ZM83 235V234H81ZM99 235V234H98ZM109 235V234H108ZM150 235V233H149ZM153 235V234H152ZM150 235V236H152ZM160 235V238L162 237ZM247 235V234H246ZM27 236V235H26ZM34 236V235H33ZM48 236V235H47ZM55 236V235H54ZM58 236V235H57ZM67 236V235H66ZM73 236V235H72ZM92 236V235H91ZM94 236V234H93ZM110 236H116V235H110ZM158 236V235H157ZM173 236V235H172ZM249 236V235H248ZM25 237V236H24ZM40 237V236H39ZM45 237V236H43ZM53 237V236H51ZM86 237V236H85ZM100 237V236H99ZM107 237V235H106ZM156 237V236H155ZM164 237V236H163ZM30 238V237H29ZM101 238V237H100ZM117 238V237H116ZM123 238V237H122ZM125 238V237H124ZM166 239V237H164ZM161 238V239H164ZM176 238V237H175ZM31 239V238H30ZM45 239V238H44ZM49 239V238H48ZM54 239V237L52 238ZM84 239V238H83ZM98 239V238H97ZM104 239V238H103ZM106 239V238H105ZM108 239V238H107ZM112 239V238H111ZM155 239V238H154ZM177 239V238H176ZM35 240V239H34ZM43 240V239H42ZM73 240V239H72ZM94 240V239H93ZM91 240V241H93ZM153 240V239H152ZM174 240V238H173ZM45 241V240H44ZM51 241V239H50ZM50 241L46 242L49 243ZM71 241V240H69ZM79 241V240H78ZM95 241V240H94ZM103 241V240H102ZM101 241V242H102ZM109 241V240H108ZM111 241V240H110ZM120 241V240H119ZM130 241V240H129ZM132 241V240H131ZM130 241V243H132ZM170 241V240H169ZM222 241L224 242H233L232 246L225 245L226 243H222ZM29 242V241H28ZM31 242V241H30ZM54 242V243H53ZM75 242V240H74ZM97 242V241H96ZM99 242V241H98ZM126 242V240H125ZM154 242V241H153ZM161 242V241H160ZM163 242V241H162ZM168 242V241H167ZM172 242V241H171ZM32 243V242H31ZM35 243V241H34ZM39 243H41L39 241ZM42 243H44L42 241ZM51 243V242H50ZM49 243V244H50ZM52 245H45L47 249V251H52L55 252L56 250H62L64 249L66 246H68V242L66 240L65 237H56L54 240H52ZM82 243V242H81ZM100 243V242H99ZM108 243V242H107ZM117 243V242H116ZM120 243V242H119ZM155 243V242H154ZM253 243V242H252ZM78 244V243H76ZM74 244V245H76ZM91 244V242H90ZM89 244V245H90ZM94 244V243H93ZM96 244V243H95ZM98 244V243H97ZM112 244V243H111ZM121 244V243H120ZM129 244V243H128ZM164 244V242H163ZM171 244V243H168ZM175 244V242H174ZM35 245V244H34ZM44 245V244H43ZM83 245L86 246L87 244H82L81 248H83ZM103 245V244H101ZM122 245V244H121ZM126 245V244H125ZM155 245V244H154ZM162 245V243H161ZM160 245V247H161ZM176 245V244H175ZM72 246V245H71ZM77 246V245H76ZM93 246V245H92ZM98 246V245H97ZM111 246V245H110ZM120 245H118L119 247ZM128 246V245H127ZM165 246V244H164ZM167 246V245H166ZM174 246V245H172ZM171 246V247H172ZM207 246V245H206ZM30 247V246H29ZM74 247V246H73ZM80 247V246H79ZM87 247V246H86ZM105 247V246H104ZM153 247V246H152ZM157 247V246H156ZM176 247H179L178 245ZM44 248V247H43ZM42 246L39 245H35L34 247L31 246L30 250L33 253H42L43 249ZM72 248V247H71ZM76 248V247H75ZM74 248V249H75ZM96 247H94L95 249ZM99 248V246L97 247V249ZM108 248V247H107ZM105 248V249H107ZM110 248V247H109ZM116 248V247H115ZM123 248V247H122ZM121 248V249H122ZM129 248V247H128ZM164 249V247H162ZM166 248V247H165ZM169 246L166 248L168 249ZM173 248V247H172ZM12 249V248H11ZM102 249V250H105ZM124 249V248H123ZM129 249H132L129 248ZM152 249V248H151ZM177 249V248H176ZM2 250V249H1ZM4 250V248H3ZM19 250V249H18ZM29 250V252H30ZM68 250V249H67ZM79 250V249H78ZM92 250V249H90ZM99 250V249H98ZM97 250V251H98ZM101 250V249H100ZM114 250V249H113ZM111 250V251H113ZM117 250V249H116ZM133 250V249H132ZM131 250V251H132ZM157 250V249H155ZM165 250V249H164ZM163 250V251H164ZM178 250V249H177ZM203 250V249H202ZM205 250V249H204ZM22 251V250H21ZM45 251V250H44ZM69 251L71 252L70 248ZM67 251V252H69ZM110 251V252H111ZM171 251V250H170ZM176 251V250H175ZM179 251V250H178ZM208 251V250H207ZM9 252V250H8ZM15 252V250H14ZM20 252V251H19ZM29 252H25V253H29ZM80 252V251H77ZM90 252V251H89ZM92 252V251H91ZM106 252V251H105ZM109 252V251H108ZM107 252V253H108ZM109 252V254H111ZM117 252V251H116ZM160 252V251H159ZM166 252V251H164ZM181 252V250H180ZM3 253V252H1ZM11 253V252H10ZM17 253V252H16ZM16 253H13L16 255ZM24 253V254H25ZM48 253V252H47ZM50 253V252H49ZM65 253V252H64ZM75 253V252H74ZM82 253V252H80ZM88 253V252H87ZM115 253V252H114ZM124 253V252H123ZM122 253V254H123ZM128 253V252H127ZM148 253V252H147ZM158 253V252H156ZM168 253V252H167ZM166 253V254H167ZM177 253V252H175ZM19 254V253H17ZM72 254V253H71ZM71 254L69 256H71ZM97 254V253H95ZM101 254V253H100ZM146 254V252H145ZM160 254V253H159ZM157 254V255H159ZM163 253H161L162 255ZM170 254V253H169ZM199 254V253H198ZM209 254V253H207ZM2 255V254H1ZM8 255V254H7ZM32 255V254H30ZM37 255V254H35ZM47 255V254H46ZM45 255V256H46ZM56 255V253H55ZM58 255V254H57ZM81 255V254H80ZM103 255V254H102ZM159 255V256H161ZM173 255V253H172ZM176 255V254H175ZM174 255V256H175ZM200 255V254H199ZM24 256V255H22ZM40 256V255H39ZM50 256V255H49ZM60 256V255H59ZM108 256V255H107ZM125 256V255H124ZM158 256V257H159ZM166 256V255H165ZM173 256V257H174ZM181 255H179L180 257ZM185 256V255H184ZM183 256V257H184ZM207 256V255H205ZM33 257V256H32ZM32 257H30L32 259ZM37 257V256H36ZM35 257V258H36ZM43 257V256H41ZM47 257V256H46ZM67 257V256H66ZM75 257V256H74ZM78 257V256H77ZM92 257V258H91ZM115 257V256H114ZM117 257V256H116ZM126 257V256H125ZM155 257V256H154ZM178 257V258H179ZM16 258V257H15ZM34 258V257H33ZM50 258V257H49ZM54 258V255H53ZM51 258V259H53ZM56 258V257H55ZM61 258L62 257L61 255ZM71 258V257H70ZM80 258V257H79ZM111 258V256H110ZM124 258V257H123ZM128 258V257H127ZM131 258V257H130ZM133 258V257H132ZM153 258V257H152ZM150 258V259H152ZM166 258V257H163ZM177 258V257H176ZM18 259V258H17ZM22 259V257H21ZM77 259V258H76ZM97 260L95 262V264L99 261H103L104 257L103 256H98L93 254H89L86 256L81 257V260L85 263L87 262H91L92 260ZM109 260V258H105V260ZM113 259V258H112ZM149 259V258H148ZM147 259V260H148ZM192 260H177V262H175L176 264H180V262H185V264H205L206 262H204V260L199 259V257H195V258H191ZM207 259V257H206ZM1 260V259H0ZM5 260V259H4ZM15 260V259H14ZM26 260V258L24 259ZM30 260V259H29ZM34 260V259H33ZM41 260V258L39 259ZM43 260V259H42ZM64 260V259H63ZM66 260V258H65ZM80 260V259H79ZM91 260V261H90ZM114 260V259H113ZM118 260V259H117ZM160 260V259H159ZM165 260V259H164ZM170 260V259H168ZM208 260V259H207ZM7 261V260H6ZM27 261V260H26ZM32 261V260H31ZM51 261V260H50ZM60 261V260H59ZM154 261V260H153ZM152 261V262H153ZM175 261V260H174ZM187 261V262H186ZM9 262V261H8ZM11 262V260H10ZM33 262V261H32ZM37 262V261H36ZM41 263V261H39ZM47 262V260H46ZM53 262V260H52ZM55 262V261H54ZM53 262V263H54ZM62 262V261H61ZM60 262V264H61ZM75 262V261H73ZM107 262V261H104ZM110 262V261H109ZM113 262V261H112ZM150 262V263H152ZM161 262V261H160ZM159 262V263H160ZM24 263V261H23ZM51 263V262H50ZM58 263V262H57ZM79 263L81 264V261H79ZM78 263V264H79ZM84 263V264H85ZM111 263V262H110ZM115 263V260H114ZM113 263V264H114ZM167 263V262H166ZM208 263V262H207ZM10 264V263H7ZM37 264V263H36ZM39 264V263H38ZM49 264V262H48ZM73 264V263H72ZM76 264V263H75ZM83 264V263H82ZM92 264V263H91ZM106 264V263H105ZM119 264V263H118ZM122 264V263H121ZM158 264V263H155ZM163 264V263H162ZM169 264H171L169 262ZM182 264V263H181Z\"/></svg>", "mask_w": 264, "mask_h": 264}, {"label": "rangeland", "instance_id": "374dc122", "mask_svg": "<svg viewBox=\"0 0 264 264\" xmlns=\"http://www.w3.org/2000/svg\"><path fill=\"white\" fill-rule=\"evenodd\" d=\"M5 3H4V2ZM20 1V3H19ZM25 1V2H24ZM41 2H44L43 3V11L42 12H39L42 16L41 20H37V21H34V17H36V7H35V4L32 0H7V2L5 0H0V54H3V53H9V52H17V53H21V50L22 49H19L17 50V47L16 45L20 42V41H23L24 42V45H23V48H25L24 50H30L32 47L33 48V45H35L36 47L40 48V49H43L45 50V48L49 47V46H53V45H57L61 46L59 47V51L61 52V54L65 57L67 56V58L70 57V60L72 63V67L74 68L73 71H72V75L73 74H82V68H87V69H91V71L93 72L94 70L92 69L93 66H92V61L90 60L89 56H86L85 54L83 53H87L88 52V49H87V46H86V42H85V35H84V31L80 30L82 29L85 25L87 26L88 22H87V19H86V14L84 11L81 10L80 6L78 5V3L80 2H84L85 0H76V1H73V0H67L68 3L67 5L70 6L69 8H71V10L73 11V18H66V20H63V18H61L60 21H55L52 19L50 20V18L48 17L47 18V14L52 12V10L56 7L57 4H60L62 5L63 3V0H40ZM59 1V2H58ZM61 1V3H60ZM71 1V2H69ZM79 1V2H78ZM158 1V3H157ZM162 1V2H160ZM156 0V3L154 2V0H151V2H153V4L150 2L148 5H140L136 11H135V15H133V28L131 31V36H141L143 37L144 39H147V40H152V39H155V44H144V46L142 47L143 49H141L142 51H144V54L145 56H139V57H132L131 59H127L126 58H123L117 66L118 67H114V68H111L110 70H106L105 73H103L100 77V84L99 86L97 87V89H95L89 96H87L86 98H84L83 100H81L82 103H79V107H80V110H79V107H77L78 109V113L80 111V115L81 116H76L78 118L72 120L73 118L71 117L72 114L74 113V111L72 109H70L69 107H62V111L64 109V112H65V117L64 119L62 120V130L64 129V131L61 130V132H59L58 134L57 133H54L53 136H51L50 134L48 136H46V134H36V133H33L31 130V127L29 126L28 128H26V126L20 128L21 131L19 133H16V135L12 136V137H5L4 139L0 140L1 143L3 144H6L9 142V147H11L12 149L9 151V152H12V151H15L17 152V148L21 147V146H25V145H28V144H31V145H28V146H25V152H22V154H20L21 156H17V158L15 160H11L10 158H6L5 157V160L4 162H0V217L2 216L3 218L1 219L0 218V225H2L4 228L2 229V226H0V264H7V263H10V264H78L79 261H81V264L85 263L86 261H82L81 260V257L83 256H86V255H89L90 253L94 255H97L98 256H103L104 257V260L103 261H99L97 262L96 264H113L114 263V260H115V263L114 264H155V263H158V264H169V262L171 264H176L175 262H177V260H182V259H185V260H192L191 258H197L199 257V259L202 258V260H204V262H206L205 264H212V256L213 254L211 255V252H209L210 250L207 249L209 247V241H210V238L209 236H211V232H212V229L213 227L215 226L216 222H219L220 221V217L217 215V213H219V210L220 211H223L225 212L226 210H229V214H231V212H235L236 213V219H234V222L231 224L233 228H236L235 226L239 225L241 227V230L243 231L242 232V238L240 239L241 242H244V244H248V246L250 244H254L256 242L257 239H254L253 237V230L256 231V230H263L264 231V220H261V223H260V220H258V222L254 223V225L250 222H248L249 220V217L250 215L247 216V211L244 209V207L246 206V203H248L251 199H255L258 195L257 198H260L261 199H264V157H262L263 159L261 158H258L260 160H258L256 157H253L252 155H250L246 150H245V147L241 144V142H238L236 143L235 145L233 144L232 147H236L232 149V147H230V150H231V153H234V154H243L242 156L244 157V166L241 167V169H239L236 173V176H235V180L239 177V180L237 179L236 180V184L237 186L234 188V186L232 188L229 189V193H227L226 195H221V194H217V190L219 185L217 183H213L211 185H202V184H199L201 183L200 180H197L199 178L196 177V172L193 168V166H191V161L193 160V156L195 155H199L201 151H203V153L205 152L204 150H206V145H203L202 146H199L200 143L202 140V142L205 141V143L207 142V139H203L204 136H209L210 133H208L209 131L210 132H215V130L219 131V129L223 128L224 125H221L218 124V123H213L211 124H207V123H204V122H198L194 119H196L197 115L194 114L192 115L194 112H191L190 114V117L192 116V119L190 118L189 120H181V122L178 120H172V121H165V122H162V124L159 125V129L160 131L157 133H152V132H148L146 131V120H136L138 121L136 123V121H134L136 123L135 125V131L134 132H131V133H123V134H120L118 132H116V129H113L112 131V136L113 138L108 141L106 144L103 143L102 145H99L98 146V149H106L107 150H115V151H120V148L125 146L126 143L128 141H132V142H137L139 143L140 142H143L145 140V138H150V143L152 145H154L152 142L154 143H157V148L161 147V149L158 148V150L166 157H171L170 160L173 161L174 163L177 162V164H179V169L181 170H178V186L176 187V189H174L175 192H171L170 194H167L166 196L168 197V199H166L167 197L164 196L163 198L166 199L163 200L161 199L160 200V203L159 202H156L154 204H145L144 205H137L139 201L145 199L146 196V193L144 194L143 190H139L136 191L135 193L132 194V196H127L126 197H123L125 198L124 200L121 199L122 196L118 197L117 199V202L119 203V205H121V208H115L116 206H118L114 201H110L112 202L110 205L108 204L107 206L105 207H95V208H91L89 206L88 209L84 210L83 213L79 214L80 217H83V218H79V222H77L75 225L72 224V229H75L77 227H80V228H77L75 230L72 231V229H68L70 228V226L67 224L68 221H73L75 220L74 216L77 215V211H76V204L74 202H68L65 197L63 196V200H62V194L60 195V197L56 198L53 204V202H50L48 204V206L52 207H48V210L51 209V211H53L52 209H54V213L55 215H57V211L58 210H62L63 209V212H61V214H65L63 216V219L64 220H58L57 222H55V218H53L52 216L48 215L47 217V214L43 209L41 210L40 209V203L42 202H48V198L51 197L54 192L53 191H56V192H60V188L63 189H67V187H70L72 189H78L77 191L79 193L82 192V190H84L81 195H84L86 196L85 198L86 199H89V186H88V182L85 181V180H81V179H78L75 175L73 176V174H71L72 172H70L69 168H66L68 171H66L65 169L62 170L63 167H61V165L57 164V165H53V166H50V164H48L51 160H54V158H57L60 154H65V151L66 149H68L70 147V145H73L75 142H82V141H87V137L85 135H78V129L80 127H82L85 123H87L89 121V119H91L94 114H95V104L99 101V99L97 97H100V96H104V93L105 92V89H104V86L106 85V83L108 82H112L114 85L116 86H122L123 88L127 89L129 91L130 89V92H135L137 95H141L142 94V89H143V86H144V82H145V77L144 76V72H145V75L148 74V72H151V73H155L158 71H160L161 73H163L164 75L168 76L169 77V81L172 79V77L174 75H176L177 73L181 72V71H184V70H187L189 71V73H193V72H196V68L198 69L200 63L197 62L198 59L200 58H210V52L207 51L208 49L210 50V43H211V39L213 40V38L215 37V35L217 36L218 34H220V32L222 31H227V30H231L230 28H232V24L231 23H224V24H221V25H216V26H213V27H209V26H203L202 28L201 27H196L195 29H193L192 31L194 32L195 30V42L194 44L190 47V50L185 52L186 54H182L180 55H177V56H174V50L176 48V46L178 45L177 44V39L174 38L173 36L169 35V32L167 31L168 27L165 26L167 23L165 22L164 23V15L165 12L162 10L161 12V5L163 3V1L165 0ZM57 2V3H56ZM74 2V4L72 3ZM85 2H95V0H86ZM4 3V4H3ZM19 3V4H18ZM70 4V5H69ZM151 4V5H150ZM32 5V6H31ZM156 5V6H155ZM36 8L35 11H34V7ZM74 6V7H73ZM151 6L153 7L151 9ZM33 7V8H32ZM73 7V9H72ZM146 7V8H144ZM160 7V8H159ZM163 7V6H162ZM47 8V9H46ZM149 10H148V9ZM51 9V10H50ZM158 10L156 12V10ZM160 9V11H159ZM48 11V13L46 11ZM151 10V11H150ZM152 11H154L152 13ZM35 12V13H34ZM33 13H34V16H33ZM155 13V14H154ZM161 13V15L163 16H160V15H157ZM44 14V16H43ZM45 15H46V18H45ZM3 16V18H2ZM6 16V18H5ZM32 16H33V19H32ZM159 16V18H158ZM167 16V14L165 15V17ZM9 17V18H8ZM5 19H8L6 21H4ZM32 19V20H31ZM13 20V21H12ZM163 21V22H162ZM12 22V23H10ZM32 22V23H31ZM77 22V24H76ZM11 26H9L10 24ZM54 23L53 25L57 24L59 26V33L56 37H52V36H47L45 35V30L43 31H40L42 28H45L46 26L50 25ZM62 23V24H61ZM64 23V24H63ZM68 25H66V24ZM80 23V24H79ZM8 24V25H7ZM44 24V25H43ZM47 24V25H46ZM83 24V25H82ZM256 24V25H255ZM80 25V27H78ZM231 25V26H230ZM254 26H251L249 27L250 30H246V31H242L241 33L238 32L236 33V35L234 34V36L231 37L232 40V43L234 42V44H232L229 49H227V52H229V55L231 58L234 57V59H241L242 57H245V56H248L249 58V61L250 62H254L255 61H259L261 62V60L264 61V21L262 22H258L257 23H254L253 24ZM44 26V27H43ZM63 26V28H62ZM222 26V27H221ZM41 27V29L39 28ZM77 27V28H76ZM217 27V28H215ZM219 27H221V29H219ZM252 27V28H251ZM40 30H39V29ZM68 28V29H67ZM199 28V30L197 29ZM206 28V29H205ZM228 28V29H227ZM17 29V30H16ZM223 29V30H222ZM35 30V31H34ZM178 30V31H177ZM175 31V33L177 32H180L181 30L182 31H185L186 33L190 32V31H187V30H183V28H180L177 29ZM220 30V31H219ZM17 31V32H16ZM20 31V32H19ZM39 31V32H38ZM198 31V32H197ZM19 32V33H18ZM62 32V33H61ZM83 32V33H82ZM168 32V34H167ZM215 34H214V33ZM16 33V34H15ZM200 33V34H198ZM61 34V35H60ZM193 34V35H194ZM197 35V36H196ZM200 35V37H199ZM20 36V37H19ZM31 38H29V37ZM42 36V37H41ZM132 36V37H133ZM212 36V37H211ZM72 39H71V38ZM154 37V38H153ZM198 37V38H197ZM234 37V38H233ZM21 38V39H19ZM29 38V39H28ZM46 38V39H45ZM51 38V39H50ZM67 38L69 40H67ZM19 39V40H18ZM23 39V40H22ZM24 39H26L24 41ZM179 39V38H178ZM43 40V41H42ZM46 40L48 43H46ZM49 40V41H48ZM174 40V41H172ZM210 40V41H209ZM64 43H63V42ZM72 41V42H71ZM27 42H30L27 44ZM35 42V43H34ZM61 42V43H60ZM67 42V43H66ZM77 42V43H76ZM81 42V43H80ZM174 42V43H173ZM182 42V41H181ZM179 42V43H181ZM16 43V44H15ZM37 43V44H36ZM45 43V44H44ZM60 43V44H59ZM176 43V46L174 47ZM207 43V44H206ZM81 44V45H80ZM84 44V45H83ZM218 44L217 47H222L223 44L220 43V42H217L214 44V46H216ZM207 45V46H206ZM11 47V48H10ZM15 47V48H14ZM78 47V48H77ZM198 47V48H197ZM207 47V48H206ZM225 47V46H224ZM222 47V49L224 48ZM6 49V50H5ZM14 49V50H13ZM76 49V50H75ZM79 49V56L76 55V58L74 57V54L77 53V50ZM206 51H205V50ZM12 50V51H11ZM75 50V51H74ZM5 51V52H3ZM8 51V52H7ZM65 51V53H64ZM197 51V52H196ZM173 56H171L172 54ZM208 52V53H207ZM53 53V52H52ZM51 53V55H53ZM68 53V54H67ZM74 53V54H73ZM147 53V54H145ZM235 53V54H234ZM242 53V54H240ZM78 54V53H77ZM157 54V55H156ZM207 54V56H206ZM250 56H249V55ZM51 55H48L47 58H50ZM71 55V56H70ZM84 55V56H83ZM152 57H150V56ZM157 56L156 58H154L155 56ZM160 55L164 56L165 57H160ZM167 55V56H166ZM197 55V56H196ZM202 55V56H201ZM205 55V56H204ZM234 55V56H233ZM204 56V57H203ZM253 56V57H252ZM74 57V58H72ZM79 57V58H78ZM173 57V58H172ZM198 57V58H197ZM252 57V58H251ZM256 57V58H255ZM259 57V58H258ZM85 58V59H84ZM135 58V60H133ZM144 58V59H143ZM148 60H146V59ZM151 58V59H150ZM181 58V59H180ZM196 58V59H195ZM262 58V59H261ZM141 59V61L139 60ZM150 59V60H149ZM172 59V60H171ZM174 59V60H173ZM132 60V61H130ZM144 60V61H143ZM154 60V61H153ZM162 60V61H160ZM165 60V61H164ZM196 60V61H195ZM90 61V62H89ZM125 61V62H124ZM151 61V62H150ZM153 61V62H152ZM156 61V62H155ZM159 61V62H158ZM257 61V62H258ZM130 62V63H129ZM158 62V63H157ZM162 62V63H160ZM166 62V63H165ZM187 62V63H186ZM192 62L195 64H192ZM197 62V63H196ZM124 63V64H123ZM134 63V64H133ZM154 64L153 66L151 64ZM168 63L170 64L169 67L167 66ZM10 67H9V65ZM24 64V65H23ZM33 64L35 65V61H33L32 59H29V61L26 63H22L20 65V70H19V67H15V63L14 62H9L7 64H5V66H3L2 68V71L0 74L1 78L3 79V82H6L8 83V85H10L11 89L21 95V94H31V93H35L36 91L39 92V95L41 94H48L50 92H53L54 91V86H55V83L51 81V79H49L48 76H44L42 73V67L40 66H37V67H33ZM74 64V66H73ZM159 66H158V65ZM192 64V65H190ZM122 68H121V66ZM124 65V66H123ZM127 65V66H125ZM149 65V66H148ZM163 65V66H162ZM166 65V66H165ZM185 65V66H184ZM6 66L8 68H6ZM14 69V71L12 70V67ZM23 68H22V67ZM31 66V67H30ZM148 66V67H147ZM156 66V67H155ZM180 66V67H179ZM188 66V67H187ZM191 66V67H189ZM198 66V67H197ZM77 67V68H76ZM124 67V68H123ZM145 67V69H144ZM151 67V68H150ZM153 67V69H152ZM155 67V69H154ZM196 67V68H195ZM6 68V69H4ZM25 68V69H24ZM118 68V69H117ZM120 68V69H119ZM185 68V69H184ZM23 69L25 71H23ZM30 69V70H29ZM123 69V70H122ZM179 69V70H178ZM7 70V71H6ZM77 70V72H76ZM118 70V71H117ZM151 70V71H150ZM154 70V71H153ZM181 70V71H180ZM194 70V71H193ZM6 71V72H5ZM22 71L23 73L26 72V71H31L32 74H31V78L24 82V80H17V78L19 77V74H22ZM14 72V73H13ZM21 72V73H19ZM42 72V73H41ZM55 71H53L54 73ZM167 72V73H166ZM9 73V74H8ZM37 73V74H36ZM11 74V75H10ZM14 74V76H13ZM16 74V75H15ZM36 74V75H35ZM41 74V75H40ZM171 74V75H170ZM3 75V76H2ZM40 75V76H38ZM57 75V74H56ZM59 75V74H58ZM115 75V76H113ZM7 80H6V78ZM10 76V78H9ZM13 76V77H11ZM42 76V77H41ZM111 76V77H110ZM211 76V77H210ZM38 77V78H37ZM61 80H64V77L63 75L60 76ZM108 77V78H107ZM110 77V79H109ZM130 77V78H129ZM206 77V78H205ZM210 80H209V78ZM5 78V79H4ZM11 81H9V79ZM35 78V79H34ZM46 78V79H45ZM106 78V79H105ZM118 78V80H117ZM201 79H203L202 81L205 82V83H208L210 84L212 87L211 89L209 90V93L211 94L212 92V95H210L209 93V97L210 98H220V97H223L224 99H226V101L229 103V92L224 89L221 88V80L218 79L216 76L214 77L213 75H208V76H205V75H202L200 77ZM212 78V79H211ZM15 79V80H14ZM115 79V80H114ZM138 80V83H137V80ZM215 79V80H214ZM32 82H31V81ZM125 80V82H124ZM144 82H143V81ZM210 82H209V81ZM220 80V81H219ZM259 79H254L253 82L255 83L256 86H258V90L260 89L261 91L263 90L264 92V88H261L264 87V80H259ZM8 81V82H7ZM17 81V82H16ZM133 81V82H132ZM260 83H258V82ZM103 82V84H101ZM116 82V83H115ZM118 82H120L118 84ZM136 84H135V83ZM142 82V83H141ZM256 82L258 84H256ZM134 83V84H132ZM144 83V84H143ZM58 85V83H57ZM102 85H103V88H102ZM128 86V87H127ZM133 86V87H131ZM220 86V87H219ZM48 89H47V88ZM52 87V88H51ZM14 88V89H13ZM43 88V89H42ZM133 88V90H132ZM47 89V90H45ZM99 89V90H98ZM135 89V90H134ZM140 89V91H138ZM172 88L169 87L168 89H164L163 91H160L158 93H156L155 95L154 94H150L151 95V98H150V95H147L145 96V100H146V103L148 105V102H149V106L147 105H144V107L142 108L143 109V113H148V112H154L153 115L155 114H159L161 112V109L159 108V106L157 107L156 102L157 100L159 101V98H160V101H167L169 99H171V97L173 96V100H175V102L178 104V105H182L183 107H186L187 104H190V105H194L195 104V99L196 98H190L191 96L188 94V92L186 90H179L181 93H179L178 89H175L174 92H173V95L171 94ZM219 89V90H218ZM102 90V91H101ZM138 92H137V91ZM224 90V91H223ZM259 90V91H260ZM18 91V92H17ZM43 91V92H42ZM166 91V93H165ZM171 91V92H170ZM178 93H176V92ZM185 91V92H183ZM22 92V93H20ZM31 92V93H30ZM100 92V93H99ZM170 92V93H169ZM223 94H221V93ZM224 92H225V95H224ZM102 93V95H101ZM165 93V94H164ZM169 93V94H168ZM95 94V95H94ZM160 94H163L162 96ZM185 94V95H184ZM221 94V95H220ZM38 95V94H36ZM158 95V96H157ZM264 95V93H263ZM35 96V95H34ZM95 96V97H94ZM143 96V95H142ZM208 96V95H207ZM11 97V96H9ZM186 97V98H185ZM96 98V99H95ZM105 99L104 103H106L107 101V98L103 97ZM149 98V99H148ZM153 98V99H152ZM176 98V99H175ZM184 98V99H183ZM148 99V100H147ZM178 99V101H177ZM186 99V100H185ZM93 100V101H92ZM96 100V101H95ZM156 100V101H154ZM185 100V101H183ZM264 96L260 99V104L258 103L256 107H250L249 108V111H247L246 113V117L248 119L252 118V119H255L254 121L252 122H249L247 123L244 128V130H247V131H250L251 129H257L259 126L263 127L264 128ZM153 101H154V104H153ZM159 101V102H160ZM262 101V102H261ZM86 104V105H85ZM93 105V106H92ZM91 106V107H90ZM147 106V107H146ZM155 106V107H154ZM84 107V108H83ZM82 108V109H81ZM152 108V109H151ZM217 108V107H216ZM214 109L213 111L216 112L217 109ZM156 110V111H155ZM198 111V110H197ZM225 110L223 109L222 110V113L224 112ZM89 112V113H88ZM196 112V111H195ZM71 115H70V114ZM197 113V112H196ZM199 113V111H198ZM92 116V117H91ZM195 116V117H193ZM255 116V117H254ZM68 117V118H67ZM71 118V119H70ZM108 120L107 121H104V122H110L112 119L110 116L107 117ZM238 119H240V117H237ZM70 119V121H68ZM111 119V120H110ZM81 120V121H80ZM191 120V121H190ZM194 120V121H193ZM72 121V122H71ZM84 121V122H83ZM260 121V123H259ZM142 122V123H141ZM144 122V123H143ZM177 122V123H176ZM184 122V123H182ZM192 122V123H191ZM255 122V123H254ZM258 122V123H257ZM68 125H66V124ZM73 123V124H72ZM76 123V124H75ZM82 123V124H81ZM142 126H141V124ZM172 123V124H171ZM204 123V124H203ZM252 123V124H251ZM80 124V125H79ZM139 124V125H138ZM171 124V125H170ZM174 124V126H173ZM187 124V125H186ZM196 124V125H195ZM233 124L232 126H236L237 124H234L233 122H230V125ZM255 124V125H254ZM191 125V126H190ZM194 125V126H193ZM210 125V126H209ZM215 125V126H214ZM257 125V127H256ZM66 126V127H65ZM72 126V127H71ZM78 126V128H77ZM141 126V127H140ZM163 126V127H162ZM188 126V128H187ZM68 127V129H67ZM144 127V128H143ZM165 127V129H164ZM196 127V128H195ZM202 127V128H201ZM214 127H217V128H214ZM248 127V128H247ZM251 127V128H250ZM143 130H142V129ZM170 128V129H169ZM190 128V129H189ZM192 128V130H191ZM67 129V130H66ZM74 129V130H73ZM139 129V130H138ZM169 129V131H168ZM204 129V130H203ZM211 129V130H210ZM69 130V131H68ZM77 130V131H76ZM164 130V131H163ZM68 131V132H67ZM181 131V132H180ZM191 134V136H189V133ZM196 131V132H195ZM202 131H204L202 133ZM208 131V132H206ZM25 132V133H24ZM32 132V133H31ZM75 132V134H74ZM180 132V133H179ZM201 134H200V133ZM78 133V134H77ZM133 133V134H132ZM138 133V135H137ZM148 133V134H146ZM184 133H187L186 136ZM196 133H199V134H196ZM212 133V134H213ZM33 134V135H32ZM62 134V135H60ZM67 134V135H65ZM72 134V135H71ZM150 134V135H149ZM155 134V135H154ZM196 134V135H195ZM205 134V135H203ZM23 135H26V136H23ZM39 135V137H38ZM45 135V136H44ZM64 135V136H63ZM161 135V137H160ZM183 135V136H182ZM194 135V136H192ZM216 135V134H215ZM17 136V137H16ZM24 137V138H21V137ZM41 136V137H40ZM57 136V137H56ZM59 136V137H58ZM75 136V137H74ZM85 136V137H84ZM138 136V137H137ZM20 137V138H19ZM67 137V138H66ZM74 139L72 140L71 139ZM74 137V138H73ZM83 137V138H82ZM142 137V138H141ZM145 137V138H144ZM171 137V138H170ZM183 137V138H181ZM187 137V138H186ZM189 137V138H188ZM195 137V138H194ZM197 137L199 140H197ZM11 138V139H10ZM59 138V139H57ZM76 138V139H75ZM79 138H82V139H79ZM132 138V139H131ZM158 138V139H157ZM170 138V139H169ZM178 138V140H176ZM19 139V140H18ZM27 140L26 142L24 140ZM33 139V140H32ZM86 139V140H85ZM184 139V140H182ZM190 141H189V140ZM201 139V140H200ZM6 140V141H5ZM69 140V141H67ZM164 140V141H163ZM168 140V142H166ZM174 140V141H173ZM196 140V141H195ZM8 141V142H7ZM13 141V142H12ZM15 141V142H14ZM23 141V142H22ZM125 141V142H124ZM169 141L171 142L169 144ZM19 142V143H18ZM114 142V143H113ZM173 142V143H172ZM188 142V143H186ZM191 142H193V144H191ZM195 142H198V143H195ZM23 143V144H22ZM34 143V145L32 144ZM35 143H37L35 145ZM67 143V144H66ZM113 143V144H112ZM119 143V144H117ZM123 143V144H122ZM164 143V144H163ZM175 143V144H174ZM183 143V144H182ZM186 143V144H185ZM11 144V145H10ZM20 144V145H19ZM64 144V145H63ZM7 145V146H8ZM15 145V146H14ZM38 145V146H37ZM112 145V146H111ZM160 145V146H159ZM164 145V146H163ZM185 145V146H184ZM239 145V146H238ZM68 146V147H67ZM166 149L164 151V149ZM166 146V147H165ZM184 146V147H183ZM189 146V147H188ZM199 146V147H197ZM60 147V148H59ZM104 147V148H103ZM106 147V148H105ZM168 147V148H167ZM171 147V148H170ZM173 147V148H172ZM180 149H178V148ZM239 147V148H238ZM243 147V148H242ZM198 148V149H197ZM203 148V149H201ZM15 149V150H14ZM30 149V150H29ZM55 149V150H54ZM59 151H57V150ZM163 149V151H162ZM169 149V150H168ZM172 149V150H171ZM176 149V150H174ZM235 149V150H234ZM242 149V150H241ZM54 150V153H52ZM65 150V151H64ZM171 150V151H170ZM180 150V151H179ZM244 150V151H243ZM27 151H29L28 153L29 154H26ZM92 151V152H91ZM194 151V152H193ZM197 151V152H196ZM199 151V152H198ZM50 152V153H49ZM164 152V153H163ZM172 152V153H171ZM178 152V153H177ZM187 152V153H186ZM241 152V153H240ZM243 152V153H242ZM247 154H246V153ZM48 153V154H47ZM59 153V154H58ZM90 153H93V154H96V150L93 148L92 146V150H90ZM182 154V155H179V154ZM186 153V154H184ZM190 153V154H189ZM198 153V154H197ZM245 153V154H244ZM47 154V155H46ZM52 154V155H50ZM56 154V155H55ZM176 154V155H175ZM39 155H42V156H39ZM45 155V156H43ZM51 158H50V156ZM185 155V156H184ZM191 155V156H190ZM246 155V156H245ZM24 156V157H23ZM26 156V157H25ZM29 156V157H28ZM54 156V157H52ZM177 156V158H176ZM179 156H183V157H179ZM187 156V157H186ZM249 158H248V157ZM49 157V158H48ZM63 157V156H61ZM94 158H92V163L93 165H95V168L97 169H100L101 166H98L101 162V160L99 159L100 157H103V156H93ZM252 159H251V158ZM21 161H20V159ZM23 158V159H22ZM26 158V160H25ZM33 158V160H32ZM40 158V159H38ZM44 158V159H43ZM48 158V160L46 159ZM175 158V159H174ZM184 158V159H182ZM186 158V159H185ZM191 158V159H190ZM1 159V158H0ZM181 159V160H180ZM189 159V161L187 160ZM256 159V162L255 160ZM11 160V161H10ZM18 160V161H17ZM28 160V161H27ZM32 160V162H31ZM50 160V161H49ZM182 160L186 163H182ZM186 160V161H185ZM262 160V161H261ZM22 161H25L22 163ZM181 161V162H180ZM249 161V162H248ZM258 161V162H257ZM261 161V163H260ZM21 164H19V163ZM119 162V163H117ZM114 163V168L113 169H120L121 166H123L124 164L122 163V161H117ZM2 163V165H1ZM18 163V164H17ZM26 164L27 167L31 166L30 168L34 169V171L38 172V180L36 182H33L30 184V182H27V184H19V186L15 183V181L17 182V180H20L19 178L22 179V176L19 175V177L15 178L17 175H14V177L12 176L10 178V173L12 171H15L17 169L18 166L22 165V164ZM29 163V164H28ZM33 163V164H31ZM99 163V164H98ZM248 163V164H247ZM250 163V164H249ZM252 163H253V166H252ZM13 164V165H12ZM16 164V165H15ZM45 164V165H44ZM48 164V166H47ZM260 165L257 167V165ZM4 165V166H3ZM44 165V166H43ZM184 165V167H183ZM249 165V166H248ZM9 166L11 168H9ZM37 166V167H36ZM56 166V167H55ZM189 166L191 168H189ZM246 166V167H245ZM3 167V168H2ZM5 167V168H4ZM14 167V168H13ZM40 167H43V168H40ZM48 169H47V168ZM60 169L58 170L57 169ZM182 167V168H181ZM189 168L188 170L186 169ZM249 167V168H247ZM36 168V170H35ZM103 168V167H102ZM101 168V170H102ZM247 171H244L243 170H246ZM1 169H4V170H1ZM7 169V170H6ZM12 169V170H11ZM38 169V170H37ZM41 169H42V172H41ZM53 169V170H51ZM183 169V170H182ZM257 169V170H256ZM259 169V170H258ZM49 172H48V171ZM249 170V171H248ZM2 171L4 172V174L2 173ZM44 171V172H43ZM46 171V172H45ZM240 171V172H239ZM251 171V172H250ZM260 171V172H259ZM8 172V174H7ZM48 172V174H47ZM51 172V173H50ZM108 172H111L110 169L108 170H102V174H104V178H105V175L108 173ZM182 172V173H181ZM191 174V177H190V174ZM243 172V173H242ZM181 173V174H180ZM186 173V174H185ZM193 173V174H192ZM245 173H246V177L245 176ZM249 173V174H248ZM260 176H259V174ZM6 177H4V176ZM7 175H9V179L7 178ZM12 175V174H11ZM53 175V176H52ZM180 175V176H179ZM183 175V176H182ZM239 175V176H238ZM241 175V176H240ZM242 175L244 177H242ZM257 175V176H256ZM46 176V177H44ZM61 176V177H60ZM185 176V177H184ZM255 176V177H254ZM58 177V178H57ZM64 177V178H63ZM76 177V178H75ZM202 177H204L202 175ZM237 177V178H236ZM251 177V178H250ZM254 177V178H253ZM259 177V178H258ZM261 177V178H260ZM15 178V179H13ZM57 178V179H56ZM67 178V179H66ZM71 178V179H70ZM74 178V179H73ZM183 178V179H181ZM244 178H247V179H244ZM258 178V179H257ZM4 179V181H3ZM8 181H7V180ZM48 179V180H47ZM65 182H63L62 181ZM66 179V180H65ZM76 179V180H75ZM201 179V178H200ZM249 179V180H248ZM12 182L13 180V184H11L13 186L10 185V181ZM45 180V181H44ZM56 180V181H55ZM62 183H61V181ZM184 180V181H183ZM197 182H196V181ZM203 180V179H201ZM243 182H242V181ZM251 180V181H250ZM255 180V181H254ZM260 180V181H259ZM40 181H42L41 183H43L44 185L46 184L45 182L49 183L51 181H55V182H58L61 184V187H52V188H48V185L44 187V185H42L40 183ZM85 184H84V182ZM182 181V182H181ZM199 181V182H198ZM239 181V182H238ZM248 181V182H247ZM253 183L255 184V187L253 188V185L250 183ZM256 181H259V182H256ZM69 182H72V183H69ZM182 184H181V183ZM195 182V183H194ZM247 182V183H245ZM9 183V184H8ZM29 183V184H28ZM78 183V184H77ZM82 183V184H81ZM240 185H239V184ZM243 183V184H242ZM260 183V184H258ZM5 186H4V185ZM7 184L9 185L10 188H8ZM39 185V187L37 185ZM80 184V185H79ZM198 184V185H197ZM216 184V186H214ZM249 184V185H248ZM37 187H36V186ZM182 185V186H181ZM197 185V186H196ZM239 185V186H238ZM245 185V186H244ZM252 185V186H251ZM258 185V186H257ZM3 186V187H2ZM17 186V187H16ZM64 186V187H62ZM209 186V187H208ZM2 187V188H1ZM6 187V188H5ZM23 189H19V188H22ZM33 187V188H32ZM77 187V188H76ZM198 187V189L196 188ZM201 189H200V188ZM207 187V188H205ZM16 188L17 191L14 189ZM45 188V189H44ZM54 188V189H53ZM103 190H105V187L103 186L102 187ZM216 188V189H215ZM249 188V189H248ZM253 188V189H252ZM4 189V190H3ZM26 191H25V190ZM196 189V191H195ZM200 189V190H199ZM210 189V190H209ZM214 189V190H213ZM9 190V191H7ZM30 190V191H29ZM58 190V191H57ZM180 190V191H179ZM193 190V191H192ZM199 190V191H198ZM213 190V191H212ZM237 190V191H236ZM244 190V191H243ZM13 191V192H12ZM20 191V192H19ZM30 192L27 194V192ZM44 191V192H43ZM53 192V193H50V192ZM106 191V190H105ZM177 191V192H176ZM190 191V192H188ZM202 191V192H201ZM216 191V192H215ZM235 191V192H234ZM41 192V194H39ZM46 192V193H45ZM199 192V193H198ZM234 192V193H233ZM243 192V193H242ZM50 193V194H49ZM175 193V194H174ZM177 193V194H176ZM190 193V194H189ZM259 193V194H258ZM263 193V194H262ZM43 194V195H42ZM141 194V195H139ZM192 194V195H191ZM217 194V195H216ZM24 197H23V196ZM27 195V196H26ZM30 195H33L30 197ZM41 195V196H40ZM212 195H215L212 196ZM230 195V196H229ZM235 195V196H233ZM245 195V196H244ZM262 195V196H261ZM11 196V198H10ZM15 196V197H14ZM21 196V197H20ZM46 196V197H44ZM170 196V198H169ZM222 196V197H221ZM224 196V197H223ZM251 196V197H250ZM14 197V198H13ZM34 197V198H33ZM36 197V198H35ZM41 197L43 200H41ZM144 197V198H143ZM221 197V198H220ZM227 197V199L225 198ZM250 197V198H249ZM253 197V198H252ZM10 198V199H9ZM26 198V199H25ZM46 198V199H45ZM200 198V199H199ZM220 198V199H219ZM224 198V199H223ZM38 199V200H37ZM61 199V200H60ZM131 199H133V203L131 202ZM135 199V201H134ZM242 199V200H241ZM249 199V200H248ZM5 200V201H4ZM13 200V201H12ZM23 200V201H22ZM35 200H37L35 202ZM46 200V201H45ZM129 200V201H128ZM170 201L169 203L167 202ZM222 200V201H221ZM225 200V201H224ZM231 200V201H230ZM244 200V201H243ZM32 201V202H31ZM40 201V202H39ZM58 201V202H57ZM137 201V202H136ZM212 201V202H211ZM3 202V203H2ZM9 202V203H8ZM20 202V203H18ZM114 202V203H113ZM125 202V203H124ZM127 202V203H126ZM129 202V203H128ZM236 202V203H235ZM2 203V205H1ZM12 203V204H10ZM26 203V204H25ZM28 203V204H27ZM30 203V204H29ZM58 203V204H57ZM123 203V204H122ZM158 203V204H157ZM162 203V204H161ZM164 203V204H163ZM166 203V204H165ZM174 203V204H173ZM176 203V204H175ZM211 203V204H210ZM231 203V204H230ZM235 203V204H233ZM245 203V204H244ZM6 204V205H5ZM22 204V205H21ZM130 204V205H128ZM136 204V205H135ZM161 204V205H160ZM168 204V205H167ZM170 204V205H169ZM172 204V205H171ZM178 204V205H177ZM213 204V205H212ZM215 204V205H214ZM217 204V205H216ZM230 204V206H228ZM249 204V203H248ZM5 205V206H4ZM8 205V206H7ZM17 205V206H16ZM19 205V206H18ZM23 205H26V206H23ZM69 205V206H68ZM114 205V206H113ZM127 205V207H126ZM135 208H133L132 206ZM160 205V206H159ZM176 208H174L175 206ZM224 205V206H223ZM227 205V207H226ZM3 206V207H2ZM22 208H21V207ZM37 211H35L33 209ZM71 206V207H70ZM113 206V208H112ZM137 206V207H136ZM155 206V207H154ZM159 208H158V207ZM164 208H163V207ZM173 206V207H172ZM209 206V207H208ZM235 206V207H234ZM240 206V207H239ZM8 207V208H7ZM19 207V208H18ZM27 207V208H26ZM37 207V209H36ZM58 207V208H57ZM61 207V208H59ZM109 207V208H108ZM119 207V206H118ZM124 207V209H123ZM143 207L145 208V210L143 209ZM148 207V208H147ZM172 207V208H171ZM216 209H215V208ZM226 207V208H225ZM243 207V208H242ZM12 208V209H11ZM17 208V209H16ZM29 208V209H28ZM50 208V209H49ZM99 208V209H98ZM103 208L105 210H109L110 208L112 209L111 210H103ZM126 208V209H125ZM134 209L135 211L133 212L132 209ZM137 208V209H136ZM139 208V209H138ZM156 208L157 210L159 211L158 212V215L159 217L157 216V212H156ZM212 208V209H211ZM239 208V209H238ZM2 209V210H1ZM20 209V210H19ZM27 212H25L26 210ZM31 209V210H30ZM33 209V211H32ZM57 211H56V210ZM65 209V210H64ZM94 209V210H93ZM115 209V210H114ZM118 209V210H116ZM122 209V210H121ZM129 209V210H128ZM141 209V210H140ZM167 211H166V210ZM214 209V210H213ZM224 209V210H223ZM240 209H243L240 211ZM20 212H19V211ZM67 210V211H66ZM72 212H71V211ZM89 212H88V211ZM91 210V211H90ZM125 210V211H124ZM138 212H137V211ZM149 210V211H147ZM150 210H152L150 212ZM238 210V212H237ZM9 211H12V216H11V220H7L6 218L4 217H7V214H9ZM41 211V212H40ZM43 211V212H42ZM86 211V212H85ZM100 211V213H99ZM121 211V212H120ZM126 214V212H128ZM163 211H165L166 213H164L165 215H163ZM216 211V212H215ZM246 211V212H244ZM22 214L20 215L21 217H19V213ZM25 212V213H24ZM33 213V215L31 213ZM38 214H36V213ZM71 212V213H70ZM109 212V214L107 213ZM124 212V213H123ZM132 212V213H131ZM138 214H136V213ZM146 212V213H145ZM242 212V214L240 215V213ZM244 212V213H243ZM18 213V214H16ZM30 213V214H28ZM76 213V214H75ZM92 213V214H91ZM96 213H98V215H96ZM106 213V215L104 214ZM111 213V214H110ZM153 215H152V214ZM160 213V214H159ZM168 213V214H167ZM180 213V214H179ZM186 213V214H185ZM41 214V215H40ZM94 214V215H93ZM113 214V215H112ZM125 216H124V215ZM145 214V216H143ZM244 214L245 216L247 217H244ZM249 214V213H248ZM6 215V216H5ZM30 215V216H29ZM35 215V217H34ZM67 215V217H66ZM72 215V216H71ZM92 215V216H91ZM104 215V217H103ZM121 215V216H120ZM130 215V216H129ZM137 215V216H136ZM156 215V216H155ZM187 215L191 216V221L194 222L195 224L197 225H201L202 228H206L204 230V234L206 236V241L204 242V247L202 249H200V251H198V253L200 254H195L193 256H191V258L187 257L186 253L184 252L185 250V247H183L184 245L183 244H179V240H178V232L175 233V234H172V235H165V234H160L158 233L160 230L158 229H162V225L161 224H165V222H176V221H179L180 219H182L183 217L185 218ZM215 215V216H213ZM243 215V216H242ZM16 216V217H15ZM40 216V217H39ZM91 216V217H90ZM96 216V217H95ZM115 216V217H114ZM136 216V217H134ZM139 216V217H138ZM176 216V217H175ZM183 216V217H182ZM202 216L203 218L205 219H202ZM207 216V217H206ZM217 216V217H216ZM17 219L18 217V220H21V221H14L15 218ZM26 217V219L24 218ZM32 217V218H31ZM45 217V218H44ZM51 217V218H50ZM65 217V218H64ZM86 217V218H85ZM126 217V218H125ZM128 217V218H127ZM131 217V218H130ZM141 219H137L136 218H140ZM143 217L144 220H143ZM150 217H152L153 219H151ZM160 217H164V218H160ZM166 217V218H165ZM167 217H170V218H167ZM178 217V218H177ZM200 217V218H199ZM210 217V218H209ZM215 217V218H214ZM24 218V219H23ZM30 218V219H29ZM34 218V219H33ZM39 218V219H38ZM41 218V219H40ZM92 218L94 220H92ZM116 218V219H115ZM156 218V219H155ZM195 218V219H194ZM199 218V219H198ZM214 218V220H212ZM5 219V220H4ZM29 219V220H27ZM43 219V221H42ZM45 219V220H44ZM50 221H49V220ZM53 219V220H51ZM96 219V220H95ZM122 219V220H121ZM146 219V220H145ZM149 219V221H148ZM161 219V220H160ZM167 221H166V220ZM211 219V220H209ZM219 219V220H218ZM242 219V220H241ZM246 219V220H245ZM2 220V221H1ZM27 220V221H26ZM41 220V221H40ZM92 220V221H91ZM103 220V221H102ZM119 220V221H118ZM125 220H127L128 222H125ZM131 220V221H130ZM136 220V222H135ZM143 220V221H141ZM165 220V221H163ZM176 220V221H175ZM197 220V221H196ZM202 220V221H201ZM204 220H207L204 221ZM237 220V221H235ZM8 221V222H7ZM14 221V222H13ZM32 221V222H31ZM39 221V222H38ZM45 221V222H44ZM49 221V222H48ZM54 221V222H53ZM67 221V222H66ZM108 222V223H105ZM139 221V223H138ZM147 221V222H145ZM161 223H160V222ZM164 223H163V222ZM201 221V222H200ZM5 222V225L4 223ZM12 224H11V223ZM21 222V223H19ZM41 222V223H40ZM86 222V223H85ZM89 222V223H88ZM93 222V223H92ZM100 222H102L100 224ZM112 222V223H111ZM116 222V223H115ZM121 222V223H120ZM130 222V223H129ZM134 222V223H133ZM142 222V223H141ZM145 222V223H144ZM197 222V223H196ZM203 222V223H202ZM206 222V223H205ZM209 222V223H208ZM237 222V223H236ZM240 222V223H239ZM246 222V223H245ZM263 222V223H262ZM3 223V224H2ZM17 223V224H16ZM19 223V224H18ZM32 223V225H31ZM40 223V224H39ZM58 223V227L56 226ZM63 223V224H62ZM104 223V224H103ZM136 223V224H135ZM200 223V224H199ZM212 223V224H211ZM241 223H243L244 225H240ZM261 226H259L260 224ZM16 224V225H14ZM25 224V225H24ZM43 224L45 225L44 227ZM81 224V225H80ZM93 224V225H92ZM115 224V225H113ZM119 224V225H118ZM122 224V225H121ZM126 224V226L124 225ZM130 224V225H129ZM132 224V225H131ZM208 224V226L206 225ZM257 224V225H256ZM263 224V225H262ZM9 225V226H7ZM24 225V226H23ZM38 225V226H36ZM49 225V226H48ZM64 225V226H63ZM86 225V226H85ZM101 225V226H100ZM103 225V226H102ZM107 225V226H106ZM124 225V226H123ZM158 225L160 226V228L158 227ZM12 226V227H11ZM32 226V227H31ZM64 230H63V228ZM82 226V227H81ZM92 226V227H91ZM113 226V227H112ZM123 226V230H121V233H120V229L122 228ZM155 226L157 228V231L155 229ZM206 226V227H204ZM243 226L245 228H243ZM248 226V227H247ZM257 226V227H256ZM259 226V227H258ZM20 227V228H19ZM24 227V229H22ZM38 228V229H35V228ZM46 227V228H45ZM90 227V228H89ZM104 227V229H102ZM119 229H118V228ZM121 227V228H120ZM237 226V229L240 228ZM255 227V228H254ZM9 230H8V229ZM13 228V230H12ZM16 228V229H15ZM22 229V232L21 230L19 231V229ZM29 228V229H28ZM34 228V229H33ZM47 228H49L48 230H46ZM53 231H52V229ZM59 228V229H58ZM88 228V230H87ZM96 228V229H95ZM99 228V229H98ZM110 228V229H109ZM210 228V229H209ZM248 230H247V229ZM249 228H252L251 230ZM263 228V229H262ZM11 229V230H10ZM16 232H15V230ZM33 229V230H31ZM81 231H84V232H81V235L80 234V230ZM84 229V230H83ZM114 229H116V232ZM7 230V231H6ZM26 230V231H25ZM27 230L30 231L29 233L32 234L35 230V233L30 235L29 233L27 234ZM40 230V231H39ZM46 230V231H44ZM69 230V231H68ZM78 230L76 233L75 231ZM95 230V231H94ZM97 230V231H96ZM103 231L101 233V231ZM207 230V231H206ZM211 230V232H210ZM21 232L20 234L17 232ZM32 231V232H31ZM40 233H39V232ZM42 231V233H41ZM50 231V232H49ZM66 235H65V233ZM70 231H72L70 233ZM105 231V232H104ZM151 231V232H150ZM153 231V232H152ZM249 231V232H248ZM13 232V233H12ZM57 232V233H56ZM96 232V233H95ZM100 232V233H99ZM107 232V233H106ZM113 232H116V233H113ZM207 232V234H206ZM247 232V233H246ZM18 233V234H17ZM23 233H26L23 234ZM38 233V234H37ZM69 233V234H68ZM74 233V234H73ZM79 233V235H78ZM89 233V234H88ZM99 235H98V234ZM105 233V234H104ZM152 235L150 236L149 235ZM210 233V234H209ZM250 233V234H249ZM52 234V235H50ZM55 236H54V235ZM58 236H57V235ZM64 234V235H63ZM94 234V236H93ZM109 234V235H108ZM116 235V236H110V235ZM247 234V235H246ZM34 235V236H33ZM48 235V236H47ZM73 235V236H72ZM92 235V236H91ZM107 235V237H106ZM158 235V236H157ZM160 235L162 236L161 238H164L166 237V239H161L160 238ZM193 235H196V233H194ZM249 235V236H248ZM25 236V237H24ZM40 236V237H39ZM45 236V237H43ZM54 239L56 237H65L66 240L70 243H68V246H66L64 249H62L61 251L60 250H56L55 252L52 251H47L46 246L45 245H52V239L53 237ZM86 236V237H85ZM101 238H100V237ZM156 236V237H155ZM164 236V237H163ZM197 236V235H196ZM31 239H30V238ZM117 237V238H116ZM123 237V238H122ZM125 237V238H124ZM177 239H176V238ZM45 238V239H44ZM49 238V239H48ZM84 238V239H83ZM98 238V239H97ZM104 238V239H103ZM106 238V239H105ZM108 238V239H107ZM112 238V239H111ZM155 238V239H154ZM174 238V240H173ZM35 239V240H34ZM43 239V240H42ZM51 239V241H50ZM73 239V240H72ZM95 241H94V240ZM153 239V240H152ZM45 240V241H44ZM71 240V241H69ZM75 240V242H74ZM79 240V241H78ZM93 240V241H91ZM103 240V241H102ZM109 240V241H108ZM111 240V241H110ZM120 240V241H119ZM126 240V242H125ZM132 243H130V241ZM170 240V241H169ZM29 241V242H28ZM32 243H31V242ZM35 241V243H34ZM39 241L41 243H39ZM42 241L44 243H42ZM50 241L49 243L46 244V242ZM97 241V242H96ZM100 243H99V242ZM102 241V242H101ZM155 243H154V242ZM161 241V242H160ZM165 244H163V242ZM168 241V242H167ZM172 241V242H171ZM82 242V243H81ZM91 242V244H90ZM108 242V243H107ZM117 242V243H116ZM122 244H120V243ZM175 242V244H174ZM253 242V243H252ZM78 243V244H76ZM87 244L86 246L83 245V248H81L82 244ZM94 243V244H93ZM96 243V244H95ZM98 243V244H97ZM112 243V244H111ZM129 243V244H128ZM162 243V245H161ZM168 243H171V244H168ZM222 243H226L225 245H228L229 246H232L233 245V242L230 243V242H223ZM258 243L260 245H264V237L258 241ZM41 245L42 246V250L43 252L42 253H33L31 252L30 248L31 246L34 247L35 245ZM44 244V245H43ZM76 244V245H74ZM90 244V245H89ZM103 244V245H101ZM126 244V245H125ZM155 244V245H154ZM246 244V245H247ZM72 245V246H71ZM93 245V246H92ZM99 246V250L97 249V247ZM111 245V246H110ZM118 245H120L118 247ZM128 245V246H127ZM161 245V247H160ZM167 245V246H166ZM174 245V246H172ZM179 246V247H176V246ZM183 245V246H182ZM207 245V246H206ZM30 246V247H29ZM74 246V247H73ZM80 246V247H79ZM105 246V247H104ZM153 246V247H152ZM157 246V247H156ZM169 246L168 249H166L167 247ZM173 248H172V247ZM72 247V248H71ZM76 247V248H75ZM94 247H96L94 249ZM108 247V248H107ZM110 247V248H109ZM116 247V248H115ZM124 249H123V248ZM132 247V249H129V248ZM164 247V249L162 248ZM166 247V248H165ZM4 248V250H3ZM12 248V249H11ZM69 248L71 250V252L69 251ZM75 248V249H74ZM107 248V249H105ZM122 248V249H121ZM152 248V249H151ZM179 250H177V249ZM2 249V250H1ZM19 249V250H18ZM68 249V250H67ZM79 249V250H78ZM92 249V250H90ZM101 249V250H100ZM102 249H105V250H102ZM114 249V250H113ZM117 249V250H116ZM157 249V250H155ZM205 249V250H204ZM9 250V252H8ZM15 250V252H14ZM22 250V251H21ZM30 250V252H29ZM45 250V251H44ZM98 250V251H97ZM113 250V251H111ZM132 250V251H131ZM166 252H164V251ZM171 250V251H170ZM176 250V251H175ZM181 250V252H180ZM208 250V251H207ZM20 251V252H19ZM69 251V252H67ZM77 251H80V252H77ZM90 251V252H89ZM92 251V252H91ZM106 251V252H105ZM111 254H109V252ZM117 251V252H116ZM160 251V252H159ZM3 252V253H1ZM11 252V253H10ZM19 254H17V253ZM25 252H29V253H25ZM48 252V253H47ZM50 252V253H49ZM65 252V253H64ZM75 252V253H74ZM88 252V253H87ZM108 252V253H107ZM115 252V253H114ZM124 252V253H123ZM128 252V253H127ZM146 252V254H145ZM148 252V253H147ZM158 252V253H156ZM168 252V253H167ZM177 252V253H175ZM13 253H16L13 254ZM25 253V254H24ZM56 253V255H55ZM72 253V254H71ZM97 253V254H95ZM101 253V254H100ZM123 253V254H122ZM160 253V254H159ZM161 253H163L161 255ZM167 253V254H166ZM170 253V254H169ZM173 253V255H172ZM209 253V254H207ZM2 254V255H1ZM8 254V255H7ZM32 254V255H30ZM37 254V255H35ZM47 254V255H46ZM58 254V255H57ZM71 254V256H69ZM81 254V255H80ZM103 254V255H102ZM161 256H159V255ZM176 254V255H175ZM24 255V256H22ZM40 255V256H39ZM47 257H46V256ZM50 255V256H49ZM53 255H54V258H53ZM60 255V256H59ZM61 255L62 257L64 258H61ZM108 255V256H107ZM126 257H125V256ZM166 255V256H165ZM175 255V256H174ZM179 255H181L179 257ZM185 255V256H184ZM207 255V256H205ZM34 258H33V257ZM37 256V257H36ZM43 256V257H41ZM67 256V257H66ZM75 256V257H74ZM78 256V257H77ZM111 256V258H110ZM115 256V257H114ZM117 256V257H116ZM155 256V257H154ZM159 256V257H158ZM174 256V257H173ZM184 256V257H183ZM16 257V258H15ZM22 257V259H21ZM32 257V259L30 258ZM36 257V258H35ZM50 257V258H49ZM56 257V258H55ZM71 257V258H70ZM80 257V258H79ZM109 258V260H105V258ZM124 257V258H123ZM128 257V258H127ZM131 257V258H130ZM133 257V258H132ZM153 257V258H152ZM163 257H166V258H163ZM177 257V258H176ZM179 257V258H178ZM207 257V259H206ZM212 257V258H211ZM18 258V259H17ZM26 258V260H24ZM41 258V260H39ZM53 258V259H51ZM66 258V260H65ZM77 258V259H76ZM92 258V257H91ZM114 260H113V259ZM149 258V259H148ZM152 258V259H150ZM5 259V260H4ZM15 259V260H14ZM30 259V260H29ZM34 259V260H33ZM43 259V260H42ZM64 259V260H63ZM80 259V260H79ZM118 259V260H117ZM148 259V260H147ZM160 259V260H159ZM165 259V260H164ZM170 259V260H168ZM7 260V261H6ZM11 260V262H10ZM33 262H32V261ZM47 260V262H46ZM51 260V261H50ZM53 260V262H52ZM60 260V261H59ZM92 260V259H91ZM90 260V261H91ZM154 260V261H153ZM175 260V261H174ZM9 261V262H8ZM24 261V263H23ZM37 261V262H36ZM41 261V263L39 262ZM75 261V262H73ZM93 261H97V260H92L91 262H87L85 264H95V262ZM104 261H107V262H104ZM111 263H110V262ZM113 261V262H112ZM153 261V262H152ZM161 261V262H160ZM186 261V262H187ZM51 262V263H50ZM58 262V263H57ZM152 262V263H150ZM160 262V263H159ZM167 262V263H166ZM189 262V261H188ZM208 262V263H207ZM185 264V262H180V264ZM80 264V263H79Z\"/></svg>", "mask_w": 264, "mask_h": 264}]
</instances>
